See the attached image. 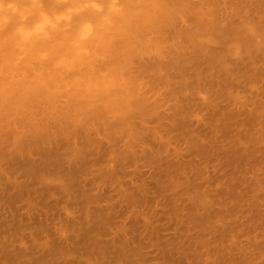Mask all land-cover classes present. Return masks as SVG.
<instances>
[{
  "label": "bare ground",
  "instance_id": "bare-ground-1",
  "mask_svg": "<svg viewBox=\"0 0 264 264\" xmlns=\"http://www.w3.org/2000/svg\"><path fill=\"white\" fill-rule=\"evenodd\" d=\"M259 1V0H258ZM264 1V0H263ZM214 2V0H199V3H193V5L192 6H190V7H188V8H186L183 12H182V14L184 15L185 13H186V11H187V13H190V14H192V17L194 16L195 18H197L199 21L198 22H196V24H195V27H194V30L192 31V30H181L182 28H180L179 30H177L176 28H177V26H176V24L174 23V24H172V21H173V19H171V18H166V19H163V20H161L159 23H158V25L156 26V29H155V31H156V47H157V49H158V54L157 55H153V58H154V60H146V62L144 63V64H142V65H140V66H136L135 65V73L136 74H138L140 77H141V79H142V83H141V86L135 91V93L134 94H130L129 95V97H128V99L126 100V102H125V104L121 107V108H119V109H110L107 105H104V106H99V105H97V104H94V103H81V104H79V105H75V106H72V105H61V104H49V105H45V106H42V107H39V108H37L36 110H34V111H32V112H30V113H28V114H26V115H24L22 118H19V119H13V120H7V119H0V160H2L3 161V163H0V164H4V166H2V165H0V167L3 169V172H2V169L0 168V170H1V174H4L5 173V175H1L0 174V178L1 179H3L4 177V180H5V182H4V180H3V182H4V184L5 183H7V181H11V183L12 182H14L13 180L16 178V175L18 174V176L17 177H22L21 179V181H20V179H19V181L17 180V178L15 179V181L16 182H18L17 183V189H16V191H15V189L13 190L14 192H12L11 190L10 191H8L7 192V190L6 189H8V186H9V184H10V182H9V184L8 185H5V186H7L6 188L4 187H2V188H0V190L1 189H3V191L2 192H4V189L6 190V192L7 193H0V203L2 202V204L4 203V204H6V206H5V208L2 206V204H1V206H0V210H2V208H4L5 210L6 209H8L9 210V208L7 207L8 205H10V207H11V204H15L14 206H16L17 207V205H16V203L17 202H19L18 200H20L21 201V199H23L24 200V198L25 197H27V196H29V194H30V197L31 196H34L36 193H37V191H40L41 189V187H40V185L41 186H43V188L45 187V186H47L48 185V187H45L44 189H46V188H50V186H53L52 184L50 185L49 183V181L46 183L45 181V179H48L47 177L48 176H50V175H55L56 173H54L55 172V169L57 170V169H59V168H57L58 167V161H60V160H63V158L65 157V158H67V157H70V155L69 154H71V156H72V153H67V151H68V149L70 148L69 146H68V144H72L71 146H75L76 145V149H71L72 151H70V152H73V156L74 155H76V154H78L80 157L82 156V158H83V156L84 155H86L87 156V158H84V160H85V162H82V163H80L79 162V164H81V165H74V167H71L70 169H72V171L71 172H75L74 174L75 175H73V173L72 174H70V175H72V177L73 176H75L76 177V173L78 172V174L79 175H77V177L79 176H81V174H83V172H84V170H85V168H86V165H88V163H89V161L91 160V162L90 163H93V161L96 159H98V157H99V153H101V152H104V151H102L101 149H102V146H100L101 144H99V143H102L104 140L103 139H107V141H108V146H107V149H106V151L108 150V151H110L111 149H113V150H111L110 151V153L109 152H107V154H114V153H112V151L113 152H116V146L117 147H119L118 145H120V147H119V149L117 150V151H119L120 149H121V147L123 146V148L121 149L122 150V154H121V150L118 152L119 154H121L122 156L120 157L121 159H123L122 161L121 160H117V158H115V159H113L114 161L115 160H117V163H121L120 165L121 166H124L123 164H125L124 163V161L125 160H129L130 161V159H132V160H136V158L137 157H141V159L142 158H147V159H149L150 161H154V162H159L160 163V161H157V160H159V158L157 157V159H156V156H157V152H158V150H156L155 148H159V147H156V145L155 146H152V152H147L146 150H144V144L146 145V143H149L150 144V138H152V140H153V138H154V140H157L156 139V136H154L155 134H154V131L156 130V128L157 127H160L161 128V125L163 126L164 125V122H160L164 117H163V115H162V113H160V111H161V109H160V111L159 112H157V110H158V108L159 107H162V106H164L165 107V104H166V102H170V103H167L168 104V106H166V109H168L169 110V115H165L166 117H168L169 118V124H170V122H171V125L168 127V126H165V127H167V130L165 131L166 132V136H167V134L168 133H170V132H176V131H178V132H176L177 133V135L179 134V137L178 138H180V135L181 134H183V132L182 131H184V134L183 135H187V136H189L188 134H191L192 133V129L194 128V127H192V126H194L193 125V121H191V119L189 120V118L188 117H191V116H189V115H191V114H193V116H194V108H197V107H194V108H192L194 105L195 106H200V103H201V105H202V107H203V105H205V108L206 107H209V106H206V105H208L209 104V102L207 103V101L205 100L206 98H207V96H205V95H203V97H199L201 100H199V99H197L196 100V97H195V99H194V97L193 96H195V94L196 95H202L203 93H208L209 94V98H210V95H212V93H214L215 92V90H216V86H217V84H215L216 82H215V80L214 79H216V78H214V77H219V76H221L220 78V80H223V79H227V81H228V78H229V81H232V79H233V77L235 78V77H239V76H244V74H246L247 75V73H244L243 74V72H245L246 71V68H248L249 70L248 71H252L253 69H254V67H253V69H252V66H250V65H252L253 63H256V62H258V61H260V64H261V61L263 62V60H264V51H261V49L262 48H260V45H262L261 44V42H263L264 40H262L263 38H262V34H264V23H262V21H256L257 23H254V21L255 20H251V18H250V20H251V23H250V21L247 19V18H249V17H247V14L245 13V12H247V10L248 9H246V8H244L243 6H242V8L240 7H238L242 12H244L245 14H246V16H243V18L245 19V17H246V20H244L243 19V21H241L240 22V25H237V23H234V22H236V20H234V22L232 23V20H229L230 22V24H231V27H229L228 25V30H226V31H221V26H220V28L221 29H219L218 27H219V25L217 24V26L218 27H216V23H217V19L216 18H218V11H220V7H219V3H217V4H214L213 3ZM241 3H243V2H248V0H241L240 1ZM249 3V2H248ZM257 8V6L255 5V7H254V10ZM240 10H239V12H240ZM253 10V11H254ZM236 11H238V10H236ZM221 14V13H220ZM236 14H237V16H238V12H236ZM222 15V14H221ZM239 15H240V13H239ZM217 16V17H216ZM249 16V15H248ZM256 16H258V15H256ZM255 16V17H256ZM254 17V16H253ZM221 18H223V17H221ZM220 18V19H221ZM225 18V17H224ZM223 18V19H224ZM227 18V17H226ZM256 18H258V19H256ZM255 19L256 20H259V19H261L260 17H256ZM223 19H221L222 21H223ZM254 19V18H253ZM263 19H264V17H263ZM219 22H220V20H218ZM228 23V24H229ZM259 23H261V24H259ZM253 25V26H252ZM256 25V29L254 30L253 29V27ZM176 26V27H175ZM226 26V27H227ZM225 28V27H224ZM225 30V29H224ZM190 31H192V32H190ZM168 35H170V39H171V41L173 42V47H171V46H168V45H166V43H167V41L166 40H164ZM214 37L215 38H217V40H219L220 41V43H221V45H220V48L219 49H217V48H215L216 46H214V48L213 49H215V50H209V49H207V46H209V44L208 43H206L205 42V40L207 41V42H210V40H211V42H212V40L214 39ZM203 38H205L204 40H200V39H203ZM179 39H182V40H184V39H187L188 41H191L192 43H193V48L192 49H194V50H192V52H187L186 50H183L184 49V47L182 46V49L181 48H178V46H177V41L179 40ZM211 42H210V44H211ZM213 43H214V41H213ZM206 44H208L207 46H206ZM216 44V43H215ZM217 45V44H216ZM168 47V48H167ZM240 48H241V50H240ZM244 53V54H242V55H240V56H237V54L239 55V53L241 54V53ZM234 56V57H233ZM238 57V58H236V57ZM164 57V59L162 60V58ZM233 57V58H232ZM149 58H152V57H149ZM166 58V59H165ZM139 63V61L136 63V64H138ZM190 67H192V71L190 72V71H188L189 69H190ZM243 67H244V69H243ZM246 67V68H245ZM251 67V68H250ZM257 67H258V65H257ZM256 67V68H257ZM263 68V67H262ZM261 67L259 68L260 70L262 69ZM242 69L243 70H245V71H242ZM252 69V70H251ZM257 70V69H256ZM263 70V69H262ZM257 71H259V70H257ZM257 71H255V72H257ZM261 72H263V71H261ZM260 71L258 72V74L259 73H261ZM252 73V72H251ZM251 73L249 74V75H251ZM264 73V72H263ZM216 75H218V76H216ZM248 75V76H249ZM261 75V74H260ZM263 75V74H262ZM247 76V77H248ZM253 76V75H252ZM224 77V78H223ZM230 77H232V79H230ZM251 77V76H250ZM219 79V78H218ZM219 80V81H220ZM219 81H217L218 82V85L220 86V83H219ZM225 82V81H224ZM233 82L234 81H232V85H233ZM235 83V82H234ZM238 83V82H237ZM237 83L235 84V85H237ZM241 83V82H240ZM239 83V84H240ZM226 84V83H225ZM228 84H229V82H228ZM223 85V84H222ZM222 85H221V87H222ZM226 86H227V84H226ZM231 86V85H230ZM224 87V86H223ZM228 87V86H227ZM217 88H219V87H217ZM225 88V87H224ZM230 88V87H229ZM223 89V88H222ZM219 90H221V89H219ZM258 93V92H257ZM256 93V94H257ZM191 95H193L192 96V98H191ZM258 95V94H257ZM196 100V101H195ZM254 100H256V99H254ZM211 101V100H210ZM259 101V100H258ZM202 102L204 103V104H202ZM253 102V101H252ZM257 102V101H256ZM255 102V103H256ZM195 103H199V104H195ZM194 104V105H193ZM252 104H254V102L252 103ZM243 105V104H242ZM245 105H246V103H245ZM228 106V105H227ZM256 106V105H255ZM204 108V107H203ZM213 108V107H212ZM228 108V107H227ZM191 109L194 111H191ZM198 109V108H197ZM200 109V108H199ZM198 109V110H199ZM253 109V108H252ZM256 109V108H255ZM163 110V109H162ZM168 110H166L165 112H167ZM196 110V109H195ZM215 110V109H214ZM228 110H230V109H228ZM259 110V109H258ZM136 111H138V112H136ZM193 112V113H191V112ZM202 111V110H201ZM205 111V110H204ZM213 111V110H212ZM211 111V112H212ZM250 111V110H249ZM164 112V113H165ZM190 112V113H189ZM227 112V111H226ZM252 112V111H251ZM257 112V111H256ZM260 112V111H259ZM203 113V112H202ZM214 112H212L211 114H213ZM224 113V112H223ZM232 113H234V112H231L229 115H233ZM154 115L155 117H154V121H156V125L155 126H153L152 128H150V127H148V126H145V124H144V122H148V120H147V118L145 119V121H144V116H148V115ZM167 114V113H166ZM236 114H238V112L236 113ZM253 114V113H252ZM142 115V116H141ZM206 115V114H205ZM226 115H228L227 113L225 114V116ZM188 116V117H187ZM213 116V115H212ZM224 116V117H225ZM251 116V115H250ZM253 116V115H252ZM256 116V115H255ZM254 116V117H255ZM135 117L136 118H138L139 120H137V121H135L136 119H135ZM165 117V118H166ZM222 117V116H221ZM227 117L228 116H226V119H227ZM245 117H247V116H245ZM204 118V117H203ZM211 117H210V115H209V117H208V120H211L210 119ZM214 118H215V116H214ZM217 118V117H216ZM229 118H231L230 116H229ZM234 118V117H233ZM233 118H231V120L233 119ZM135 119V120H134ZM151 119V117L149 118V120ZM153 119V118H152ZM152 119H151V121H152ZM202 119V118H201ZM59 120V121H58ZM166 120V119H165ZM168 120V119H167ZM239 120V119H238ZM63 121V124L61 123L60 124V122H62ZM144 121V122H143ZM246 121V120H245ZM64 122H65V124H64ZM68 123V125H72V123H74L73 124V126H71V128H69V127H67L68 125H66L67 123ZM166 122V121H165ZM168 122V121H167ZM166 122V123H167ZM195 122V121H194ZM209 122H211L212 123V120L211 121H209ZM215 122H216V120H215ZM241 122V121H240ZM239 122V123H240ZM248 122V121H247ZM75 123H76V125H75ZM150 123V122H149ZM149 123H148V125H149ZM161 123V124H160ZM198 123V122H197ZM203 123H205V122H203ZM207 123V122H206ZM238 123V124H239ZM78 124V125H77ZM195 124V123H194ZM210 124V123H209ZM226 124V123H225ZM238 124H237V127H238ZM243 124V123H242ZM247 123H245V125H246ZM64 125V126H63ZM66 125V126H65ZM144 125V126H143ZM166 125H168V123L166 124ZM196 125H198V124H196ZM195 125V126H196ZM213 125V124H212ZM221 125V124H220ZM227 126H228V124H226ZM233 125V124H232ZM75 126V127H74ZM79 128V130H78V128ZM150 126V125H149ZM222 126V125H221ZM241 126V125H240ZM243 126H244V124H243ZM51 127V128H50ZM165 127H162V128H164L165 129ZM197 127V126H196ZM217 128H218V124H217V126H216ZM220 127V126H219ZM224 127H225V125H224ZM230 127V126H229ZM233 127V126H232ZM50 128V129H49ZM72 128H74L75 130L73 131L72 130ZM93 128H96V130L98 131L99 129L101 130H99L98 131V134H97V132H96V134H97V136H96V138L98 139L99 138V136L101 135V133H103L105 136H106V138H103L102 140H100L101 138H99L98 140L95 138V142H97V141H99V142H97V144H99V147H101V149L98 147V146H95L96 147V149H97V147L101 150V151H95L94 153L95 154H98L97 155V157L95 158V156L96 155H92V152H91V149H90V146L92 145V140H91V138H90V136H92V134L90 135L89 133L91 132L90 130L92 129L93 130ZM99 128V129H98ZM203 128H205V127H203ZM207 128V127H206ZM211 128V127H210ZM228 128V127H227ZM52 129V130H51ZM212 129V128H211ZM219 129V128H218ZM225 129H226V127H225ZM238 129H240V128H238ZM77 130L78 131H80V132H77ZM89 130V131H88ZM188 130V131H187ZM193 131L195 132V130L193 129ZM206 131V130H205ZM214 131V130H213ZM238 131V130H237ZM245 131V130H244ZM99 132H101V133H99ZM189 132V133H188ZM191 132V133H190ZM208 132V131H207ZM207 132L205 133V134H207ZM211 132V131H210ZM215 132H216V129H215ZM214 132V133H215ZM221 132H222V130H221ZM226 132V131H225ZM79 135H77V134ZM92 133V132H91ZM164 133V132H163ZM212 133V132H211ZM217 133V132H216ZM219 133V132H218ZM217 133V134H218ZM223 133V132H222ZM102 134V135H103ZM197 134V133H196ZM209 134V133H208ZM217 134H216V136H217ZM245 134V133H244ZM99 135V136H98ZM236 135V134H235ZM246 135V134H245ZM80 137V138H78V137ZM158 136V135H157ZM196 136V135H195ZM216 136H214V137H216ZM222 136V135H221ZM76 137H77V139H76ZM186 137V136H185ZM190 137V136H189ZM188 137V138H189ZM206 137V136H205ZM209 137V136H208ZM207 137V138H208ZM212 137V136H211ZM243 137V136H242ZM245 138H247L248 139V137H246V136H244ZM171 138V137H170ZM192 138V137H191ZM221 138H223V137H221ZM63 139V140H62ZM67 141H66V140ZM82 141H81V140ZM160 139V138H159ZM187 139V138H186ZM193 140H194V137L192 138ZM196 139H198V138H196ZM209 139V138H208ZM207 139V140H208ZM216 139H217V137H216ZM228 139V138H227ZM236 139V138H235ZM238 139V138H237ZM251 139V136H250V138H249V140ZM59 140L61 141V142H64V144L65 145H62V146H65V148H67L66 146H68L69 148L66 150L64 147H62L60 144L58 145L57 143H59ZM75 140V141H74ZM76 140L78 141V142H76ZM170 140V139H169ZM183 140V139H182ZM189 140V139H188ZM192 140V141H193ZM210 140V139H209ZM213 140V139H212ZM219 140V139H218ZM230 140V139H229ZM252 140V139H251ZM65 141H66V143H65ZM107 141H105V142H107ZM178 141H179V139H178ZM184 141V140H183ZM190 141H191V139H190ZM189 141V142H190ZM199 141V140H198ZM215 141V140H214ZM238 141V140H237ZM69 142V143H68ZM75 143V145H73L74 143ZM79 142H82L81 144H79ZM171 142L173 143V141L171 140ZM196 141H193V143H195ZM216 142V141H215ZM219 142V141H218ZM225 142V141H224ZM243 142V141H242ZM246 142V141H245ZM244 142V143H245ZM250 142V141H249ZM252 142V141H251ZM76 143H78V145H81V147H78V145L76 144ZM151 143H154V141L153 142H151ZM157 143V142H156ZM158 143H160V142H158ZM188 143V142H187ZM192 143V144H193ZM199 143V142H198ZM205 143V142H204ZM228 143H230V142H228ZM248 143V142H247ZM103 144V143H102ZM166 144V143H165ZM168 144V143H167ZM177 144V143H176ZM180 144H181V142H180ZM186 144V143H185ZM207 145H209L208 143H206ZM214 144V143H213ZM212 144V145H213ZM219 144V143H218ZM222 144V143H221ZM252 144V143H251ZM104 145V144H103ZM106 145H107V143H106ZM122 145V146H121ZM188 145V144H187ZM196 145V144H195ZM203 145V144H202ZM201 145V146H202ZM211 145V144H210ZM230 145V144H229ZM105 146V145H104ZM114 146H115V148H114ZM150 146V145H149ZM166 146V145H165ZM176 146V145H175ZM184 146V145H183ZM203 146H205L203 149L204 150H206V145H203ZM248 146H249V144H248ZM251 146V145H250ZM7 147V148H6ZM9 147V148H8ZM78 147V148H77ZM112 147V148H111ZM146 147V146H145ZM195 147V146H194ZM262 147V146H261ZM261 147H260V149H261ZM52 148V149H51ZM56 148H58V150H60L59 152H61V156H62V158L59 160V154L60 153H58V151H57V149ZM60 148V149H59ZM62 148H64V150L66 151H64ZM80 148V149H79ZM137 148V149H136ZM141 148V149H140ZM148 148H150V147H148ZM161 148V147H160ZM159 148V149H160ZM196 148V147H195ZM210 148V147H209ZM216 148V147H215ZM215 148H214V150H215ZM236 148V147H235ZM234 148V151L236 150V152H239L240 153V151L242 150V148L241 149H238V151H237V149H235ZM247 148V149H246ZM246 148H243L244 150H243V152H245L246 150L248 151V152H250V150H248V147L246 146ZM250 148V147H249ZM258 148V147H257ZM105 149V148H104ZM110 149V150H109ZM136 149V150H135ZM146 149V148H145ZM170 149V148H169ZM175 149V148H174ZM177 149V148H176ZM259 149V150H260ZM153 150H155V151H153ZM162 150V149H161ZM167 150V149H166ZM178 150V149H177ZM176 150V151H177ZM192 150V149H191ZM190 150V151H191ZM195 150V149H194ZM200 150V149H199ZM203 150V152L205 153L206 151H204ZM207 150H210V149H208L207 148ZM216 150H219V149H216ZM240 150V151H239ZM256 150V149H255ZM255 150H253V151H255ZM258 150V151H259ZM64 151V152H63ZM157 151V152H156ZM180 151V150H179ZM201 151H202V149H201ZM223 151V150H222ZM222 151H220V152H222ZM229 150H228V148H227V152H228ZM246 151V152H247ZM261 151V150H260ZM264 151V150H263ZM65 153V155L63 154V153ZM69 152V151H68ZM154 152H156V153H154ZM173 152V151H172ZM196 152V151H195ZM195 152H193V153H195ZM211 152H215V151H211ZM211 152H210V154H211ZM223 152H225V151H223ZM242 152V151H241ZM257 152V151H256ZM262 152V151H261ZM260 152V153H261ZM180 153H181V151H180ZM190 153H192V152H190ZM190 153L189 154H186V156H188V155H190ZM203 153V154H204ZM207 153H209V151L207 152ZM217 153V152H216ZM239 153H238V155H239ZM251 154V156H252V152H250ZM255 153V152H254ZM264 153V152H263ZM68 154V155H67ZM107 154H105V155H107ZM167 154V153H166ZM174 154V153H173ZM184 154V153H183ZM202 154V153H201ZM206 154V153H205ZM204 154V155H205ZM209 154V155H210ZM215 154V153H214ZM214 154H212V155H214ZM220 154V153H219ZM219 154H216V155H219ZM222 154V153H221ZM231 154V153H230ZM235 153H233V155H234ZM237 154V153H236ZM249 154V153H248ZM256 154V153H255ZM35 155L36 156H38V157H35ZM63 155H64V157H63ZM114 155H116V154H114ZM155 155V156H154ZM163 155H164V153H163ZM162 155V156H163ZM178 155V154H177ZM177 155L175 156V157H177ZM198 155V154H197ZM208 155V154H207ZM206 155V156H207ZM223 155V154H222ZM222 155H220V156H222ZM237 155V156H238ZM243 155H245V156H243ZM243 155H242V153L240 154V156H241V158H239L240 156H238V158L242 161V158H246L247 159V156H246V154H244L243 153ZM249 155V156H250ZM261 156L263 155V154H260ZM33 156L37 159V158H39V160H38V162H37V160H35V158L33 159ZM77 156V155H76ZM76 156H74V157H71V158H74V159H76ZM86 156H84V157H86ZM94 157L93 159L91 158L90 159V157ZM161 156V155H160ZM161 156V157H162ZM184 156H185V154H184ZM192 156V155H191ZM203 155H201V157H202ZM219 156V157H220ZM228 157H229V155H227ZM236 156V157H237ZM109 157V156H108ZM114 157V156H113ZM155 157V158H154ZM200 157V158H201ZM210 157H211V159H213L214 160V158H216L215 157V155H214V158H212V156L210 155ZM227 157V158H228ZM256 157H258V156H256ZM41 158V159H40ZM65 158H64V162L63 163H65L66 162V160H65ZM79 158V157H78ZM77 158V160L79 161V159ZM81 158V159H82ZM88 158L90 159V160H88ZM130 158V159H129ZM167 158H168V156H167ZM180 158V157H179ZM178 158V159H179ZM203 158V157H202ZM204 158H205V156H204ZM203 158V159H204ZM208 158V157H207ZM222 158L223 157H221V160L220 161H222ZM237 158V159H238ZM244 158V159H245ZM251 158V157H250ZM264 158V157H263ZM262 158V159H263ZM70 159V158H69ZM125 159V160H124ZM138 159V158H137ZM162 159V158H161ZM173 159V158H172ZM188 159V158H187ZM218 159H220V158H218ZM238 159V160H239ZM257 159V158H256ZM73 160V159H72ZM76 160V161H77ZM87 160V161H86ZM95 160V162L98 164V162H99V159H98V161H96ZM107 160V162H109L110 160L111 161H113L112 159H110V160H108V159H106ZM128 160H127V162H126V164H128L129 162H128ZM131 160V161H132ZM149 160H147V161H149ZM163 160V159H162ZM182 160V159H181ZM200 160V159H199ZM205 160H209V159H206L205 158ZM224 160V159H223ZM228 161H229V158L227 159ZM259 160V159H258ZM264 160V159H263ZM81 161V160H80ZM130 161V162H131ZM144 161H145V163H146V159H144ZM149 161V162H150ZM165 161V160H164ZM164 161H162V162H164ZM176 161V160H175ZM204 161V160H203ZM210 161V160H209ZM219 161V162H220ZM236 161V160H235ZM248 161H249V159H248ZM252 161H253V159H252ZM255 161V160H254ZM253 161V162H254ZM88 162V163H87ZM102 162V161H101ZM123 162V163H122ZM134 161H132V163H133ZM136 162H138V161H136ZM140 162V161H139ZM152 162H151V164H152ZM153 162V163H154ZM167 162H169L168 160H167ZM183 162H185V161H183ZM189 162H190V159H189ZM206 162V161H205ZM214 162H216V161H214ZM234 161H231L230 160V163H233ZM240 162V161H239ZM252 162V163H253ZM62 162H61V165L63 164ZM72 163V162H71ZM76 163H78V162H76ZM104 163V162H103ZM148 163V162H147ZM170 163H171V161H170ZM188 163V162H187ZM200 163V162H199ZM222 163V162H221ZM223 163H225L224 161H223ZM222 163V164H223ZM246 163L248 164V162L246 161ZM257 163H258V161H257ZM256 163V164H257ZM74 164H75V162H74ZM125 164V165H126ZM135 164V163H134ZM138 164V163H137ZM143 164V163H142ZM174 164V162H172L171 164H169L170 165V167H171V165H173ZM175 164H177V163H175ZM250 164V163H249ZM60 165V164H59ZM65 167L67 166V167H69L68 166V164L67 165H65V164H63ZM63 165L61 166L62 168H63ZM70 166H72L73 164H69ZM90 165V164H89ZM88 165V166H89ZM92 165V164H91ZM90 165V166H91ZM104 165V164H103ZM112 166H113V164H111ZM120 165H118V167H121ZM144 165V164H143ZM166 165H167V163H166ZM168 165V166H169ZM183 165V164H182ZM196 165V164H195ZM207 165L208 164H206V166L205 167H207ZM218 165V164H217ZM224 165L225 164H223V167H224ZM231 165H232V168H233V165H235V164H230L229 166V168H230V171L231 172H229V173H231L232 174V168H231ZM238 164H236V167L238 168L237 170H239V167L240 166H242V165H240V166H237ZM253 165V167L255 166L254 165V163L252 164ZM258 165H260V164H258ZM264 165V164H263ZM6 166V167H5ZM81 166H84V167H82L81 168ZM97 166V165H96ZM101 166V165H100ZM107 166V165H106ZM117 166V165H116ZM129 166V165H128ZM137 166V165H136ZM176 166H178V164L176 165ZM176 166L174 167V165L170 168H164V166L162 165V166H160L163 170L161 171V172H167L168 174H169V172H171V171H173V170H175L174 168H176ZM204 166V165H203ZM220 166V165H219ZM228 166V165H227ZM226 166V167H227ZM246 166V165H245ZM247 166H249V165H247ZM60 167V166H59ZM66 167V170H64V168H63V170L65 171V172H67V168ZM105 167V166H104ZM107 167H111L110 166V164L107 166ZM139 167V166H138ZM150 167H152V166H150ZM158 167V166H157ZM180 167H181V162H180ZM185 167V166H184ZM183 167V168H184ZM187 167H188V165H187ZM191 167V166H190ZM214 167V166H213ZM222 167V168H223ZM226 167H224V169L226 168ZM235 167V166H234ZM235 167V168H236ZM252 167V168H253ZM258 166H256V168H257ZM4 168L6 169V171H4ZM73 168H74V170H73ZM92 168V167H91ZM113 169H115L114 167H112ZM111 168V169H112ZM125 168V167H124ZM123 168V169H124ZM127 168V167H126ZM178 168V167H177ZM186 168V167H185ZM189 168V167H188ZM217 168V167H216ZM243 168V167H242ZM248 168V167H247ZM252 168H251V170H252ZM61 169V168H60ZM117 169V168H116ZM129 169V168H128ZM139 169V168H138ZM165 169L167 170V169H169V171H165ZM178 169H180V168H178ZM194 169V168H193ZM197 169H199V167L197 168ZM204 169H206V168H204ZM212 169H214V168H212ZM224 169H222V172H223V174L226 172V170L224 171ZM244 169V168H243ZM86 170H87V168H86ZM105 170H107V169H105ZM104 170V171H105ZM110 170V169H109ZM121 170V169H120ZM125 170V169H124ZM127 170V169H126ZM152 170V169H151ZM236 170V169H235ZM236 170V171H237ZM250 170V171H251ZM262 170V169H261ZM263 170H264V168H263ZM57 171H59V170H57ZM62 171V170H61ZM82 171V173L80 174V172ZM88 171H90V170H88ZM111 171H113V170H111ZM135 171V170H134ZM137 171V170H136ZM176 171L177 170H175V171H173V172H175V176H173L174 175V173H173V177L171 176V175H168V174H165L164 176H166V177H171V180H172V178H174L173 179V181L175 180V177L177 176V174L179 173V172H177L176 173ZM191 171V170H190ZM195 171V170H194ZM199 171V170H198ZM202 171V169H200V171H199V174L200 173H202L203 174V171ZM206 171V170H205ZM219 171V170H218ZM220 171H221V168H220ZM227 171H229L228 170V167H227ZM235 171V172H236ZM20 173V175H19V173ZM64 172V173H65ZM94 172V171H93ZM106 172V171H105ZM127 172V171H126ZM145 172V171H144ZM151 172V171H150ZM155 172V171H154ZM159 172V171H158ZM183 172H185V171H183ZM188 172H189V170H188ZM234 172V171H233ZM243 172L244 171H242L241 173V175L243 176ZM249 171L247 170V172L246 173H248ZM7 173V174H6ZM63 173V172H62ZM68 173H70V171L68 172ZM92 173V172H91ZM172 173V172H171ZM192 173H194V172H192ZM198 172H197V170H196V174H197ZM219 173V172H218ZM237 174H238V172H236ZM258 173V172H257ZM60 174V173H59ZM67 174V173H66ZM98 174V173H97ZM122 174V173H121ZM131 174V173H130ZM130 174L128 175V176H130ZM140 174H141V172H140ZM152 174H154V173H152ZM156 174V173H155ZM155 174H154V176H155ZM182 174V173H181ZM190 174V173H189ZM215 174V173H214ZM217 174V173H216ZM235 174V173H234ZM13 178H10V176ZM15 175V176H14ZM47 175V176H46ZM85 175V174H84ZM102 175H104L103 173H102ZM109 175V174H108ZM117 175V174H116ZM119 175V174H118ZM127 175H124V176H127ZM132 175V174H131ZM135 175H136V173H135ZM143 175V174H142ZM141 175V180H143L144 181V179H143V176ZM157 175H158V180L157 181H163V175H160V173L158 174L157 173ZM168 175V176H167ZM225 175V174H224ZM227 175H229V174H227ZM9 177L10 179H6L7 177ZM15 178H14V177ZM69 176V175H68ZM93 176V175H92ZM95 176V175H94ZM97 176H99V175H97ZM137 176V175H136ZM138 176H140L139 174H138ZM148 176V175H147ZM150 176H151V173H150ZM160 176H162L161 178V180H160ZM187 177V179H189V178H194L193 176H194V174H192V176L191 175H186ZM191 176V177H190ZM200 176H201V174L199 175V177L198 178H200ZM209 176V175H208ZM214 176V175H213ZM219 176V175H218ZM221 176H222V174L219 176V178H220V180H221ZM226 176V175H225ZM224 176V177H225ZM233 176V175H232ZM238 177L240 176V174L239 175H237ZM242 176H241V178H242ZM24 177H25V179H24ZM63 177V176H62ZM69 177H71V176H69ZM74 177V178H75ZM76 177V178H77ZM103 177H105V176H103ZM120 177V176H119ZM135 177V176H134ZM166 177H164L165 179H166ZM168 177V178H169ZM202 177V176H201ZM211 177V176H210ZM223 177V176H222ZM227 177V176H226ZM231 177V176H230ZM235 177V176H234ZM237 177V180L238 179H240V178H238ZM53 178H54V176H53ZM76 178H75V181H74V183L77 181V183H79V181L78 180H76ZM82 178V177H81ZM80 178V179H81ZM88 178V177H87ZM107 178V177H106ZM109 178V177H108ZM112 177H110V179H111ZM114 178V177H113ZM125 178V177H124ZM129 177H127V180H129L128 179ZM149 178V177H148ZM151 178H153V177H151ZM150 178V179H151ZM156 178H157V176H156ZM177 178H181L180 180L179 179H177ZM186 178H184V179H182V177H181V175H180V177L178 176V177H176V182L178 183L179 182V184L180 183H182L184 180H186V181H189V180H187ZM190 179V181L191 180H193V179ZM198 178L196 177V179L195 180H198ZM213 178V177H212ZM215 178H216V176H215ZM1 179H0V181H1ZM28 179V180H27ZM52 179V178H51ZM67 179V178H66ZM71 179V178H70ZM79 179V178H78ZM79 179V180H80ZM117 180H119L118 178H116ZM145 179H146V176H145ZM217 179V178H216ZM223 179V178H222ZM225 179V178H224ZM230 179V178H229ZM245 179V178H244ZM252 179V178H251ZM7 180V181H6ZM42 180H45L44 182L42 181ZM50 180V179H49ZM99 180H100V177H99ZM101 180H103V179H101ZM114 180V179H113ZM116 180V181H117ZM131 180V179H130ZM134 180H136V178L134 179ZM140 180V179H139ZM155 180V179H154ZM169 180V179H168ZM179 180V181H178ZM183 180V181H182ZM201 180H202V178H201ZM218 180V179H217ZM231 180V179H230ZM232 180H233V178H232ZM231 180V181H232ZM236 180V181H237ZM241 180V181H240ZM239 180V182H243V180L242 179H240ZM249 180V179H248ZM83 180H81L80 182H82ZM85 181V180H84ZM91 181V180H90ZM89 181V182H90ZM94 181H96V179H94V180H92V182L91 183H93ZM97 181H98V179H97ZM115 181V180H114ZM125 181V180H124ZM162 181H161V183H162ZM166 181V184L168 185V183H167V180H165ZM165 181L163 182V183H165ZM181 181V182H180ZM212 181V180H211ZM219 181V180H218ZM230 181V182H231ZM235 181V180H234ZM234 181H232V186H233V182ZM236 181H235V183H236ZM249 181H251V180H249ZM249 181H248V183H249ZM2 182V181H1ZM2 182V183H3ZM35 183V184H33V185H35V186H33L32 185V183ZM38 182H41V184L40 183H38ZM52 182V181H51ZM54 182V181H53ZM52 182V183H53ZM70 182H73V180H71ZM69 182V183H70ZM102 182V181H101ZM105 182V181H104ZM107 182V181H106ZM119 182H120V180H119ZM118 182V183H119ZM122 182V181H121ZM140 182V181H139ZM168 182H170V180L168 181ZM172 182V181H171ZM194 182V181H193ZM196 182V181H195ZM197 182H199V181H197ZM229 182V181H228ZM228 182H227V185H229L228 184ZM239 182H237L236 184L238 185V183ZM1 183V184H2ZM31 183V184H30ZM38 183V184H37ZM44 183H46L45 184V186H44ZM87 182L85 181V183L84 184H86ZM95 184L94 185H96V183L97 182H94ZM100 183V182H99ZM98 183V184H99ZM131 183H132V180H131ZM130 183V184H131ZM135 183V182H134ZM138 183V182H137ZM146 183V182H145ZM161 183H159V185L161 184ZM185 183V182H184ZM199 183H201V185L204 183H202V181L201 182H199ZM12 184H15V182L14 183H12ZM30 184V185H29ZM40 184V185H39ZM53 184H55V182L53 183ZM66 184V183H65ZM64 184V185H65ZM71 184V183H70ZM88 184V183H87ZM102 183H100L99 185H101ZM104 184V183H103ZM102 184V185H103ZM121 184V183H120ZM126 184V183H125ZM129 184V185H130ZM140 184H142V183H139V184H136V185H140ZM173 184V186L174 185H176V183L174 184L173 182L170 184V185H172ZM178 184V185H179ZM187 184H189V182L187 183ZM187 184H184V185H187ZM193 184V183H192ZM208 184V183H207ZM218 184H219V182H218ZM235 184V185H236ZM240 184V183H239ZM11 185V184H10ZM32 185V186H31ZM55 185H57V184H55ZM72 186L73 185H76V183L75 184H71ZM70 185V186H71ZM81 185V184H80ZM79 185V186H80ZM90 185V184H89ZM93 185V186H94ZM105 185H107L106 183H105ZM112 185H114V183L112 184ZM111 185V186H112ZM117 185V184H116ZM143 185V184H142ZM144 185H148L147 183L146 184H144ZM170 185H168V186H170ZM190 185V184H189ZM189 185H187V186H189ZM196 185V187L198 186L197 185V183L195 184H193V186H192V188L194 187ZM200 185V186H201ZM204 185V184H203ZM234 185V186H235ZM14 186V185H13ZM16 186V185H15ZM14 186V187H15ZM27 186H31V189L32 188H35L36 186L38 187L39 186V189H33V190H31V189H29V187H27ZM67 186V185H66ZM69 185H68V187H70ZM77 186V188H79V186L78 185H76ZM76 186H75V188H76ZM86 186V185H85ZM93 186H91V187H93ZM110 186V187H111ZM119 186V188H120V186H122V185H118ZM118 186H116V187H118ZM164 186H166L165 184H164ZM163 186V187H164ZM172 186V187H173ZM179 186H181V185H179ZM187 186H184V191L185 192H189L190 190L193 192V190L190 188H187ZM200 186H198V187H200ZM233 186V187H234ZM10 187V186H9ZM13 187V188H14ZM82 187L84 188V185L82 184V186H81V188L80 189H82ZM95 187V186H94ZM125 187H126V190H127V187L128 186H126L125 185ZM131 187H133L132 185H131ZM139 187V186H138ZM138 187H136V189L138 188ZM141 187V186H140ZM145 187H147V186H144L143 188H145ZM220 187V186H219ZM223 187V186H222ZM231 187V186H230ZM242 187H243V185H242ZM26 188H28V191L29 190H31V191H29V192H27L28 193V195L26 196L25 194H26V192H24L25 191V189ZM51 188H55V187H51ZM51 188L50 189H48L49 190V192H51L52 190H51ZM57 188V187H56ZM55 188V189H56ZM60 188V187H59ZM65 188V187H64ZM67 188V187H66ZM72 188V187H71ZM74 188V189H75ZM88 188V187H87ZM97 188V187H96ZM99 188V187H98ZM102 188H103V186H102ZM107 188V187H106ZM123 188V187H122ZM162 188V187H161ZM167 188V187H166ZM170 188H171V186H170ZM175 188H176V186H175ZM178 188V187H177ZM203 188V187H202ZM208 188V187H207ZM227 188V187H226ZM232 188V187H231ZM236 189L235 190H237V187H235ZM240 188H241V186H240ZM10 189H12V186L10 187ZM44 189H42L41 190V192L44 194V192H43V190ZM55 189L53 190V191H55ZM68 189V188H67ZM79 189V190H80ZM90 189H92V188H89V189H87L88 191H87V193L85 192L86 190H85V188H84V192H80V193H82V196H81V194H80V196H81V198H83L84 199V196L86 197V198H89L90 197V203L92 202V203H96V202H100V199H101V201H102V198L103 197H100L99 198V195H102V193L103 194H105L103 191L105 190H103L102 191V193L101 194H98V193H96V191H94V189H93V191L96 193V194H92V195H90L91 193H93V192H91L90 191ZM116 189V188H115ZM114 189V190H115ZM118 189V188H117ZM136 189H133V190H136ZM139 189V188H138ZM141 189V188H140ZM148 189V188H147ZM169 189V188H168ZM167 189V191H169V190H171V189H169L168 190ZM216 189V188H215ZM219 189V188H218ZM27 190V189H26ZM36 191V193L34 194L33 193V191ZM51 190V191H50ZM58 190V189H57ZM66 190V189H65ZM78 190V189H77ZM102 190V189H101ZM107 190V189H106ZM111 190H113V189H111ZM119 190V189H118ZM123 190V189H122ZM129 190H130V188H129ZM132 190V189H131ZM145 190H146V188H145ZM160 190V189H159ZM162 190V191H161ZM160 190V193L159 192H157V193H159L158 195L159 196H161L160 197V199L162 198V200H163V197L166 195L167 196V194L168 193H166V194H164L163 193V190L165 191V188H163V189H161ZM177 190V189H176ZM179 190V189H178ZM178 190L176 191V192H178ZM189 190V191H188ZM204 190V189H203ZM229 190V189H228ZM227 190V191H228ZM244 190V189H243ZM248 190V189H247ZM45 191V190H44ZM70 192H73L72 191V189L71 190H69ZM81 191V190H80ZM90 191V192H89ZM107 191H109V190H107ZM106 191V192H107ZM172 191V190H171ZM175 191V190H174ZM173 191V192H174ZM191 191H190V193H191ZM195 191H196V189H195ZM206 191H207V189H206ZM219 191V190H218ZM232 191H233V189H232ZM241 191V190H240ZM10 192V193H9ZM67 192V191H66ZM88 192H89V194H88ZM99 192H100V189H99ZM124 192L125 191H123V194L122 195H124ZM132 193V197H134L133 195H136V196H138L139 195V193L137 194V192H135V191H131ZM138 192H143L142 190L140 191H138ZM145 193H146V191H144ZM162 192V193H161ZM170 192V191H169ZM181 192V191H180ZM180 192H178V194H176L175 192V194L178 196H180ZM185 192H183V190H182V192H181V196L183 195V194H185ZM198 192V191H197ZM33 193V194H32ZM47 193H48V191H47ZM54 192H52V194H53ZM65 193V192H64ZM74 193V192H73ZM73 193H72V195H73ZM84 193V194H83ZM111 193V192H110ZM129 193H130V191H129ZM134 193V194H133ZM172 193V192H171ZM174 193H173V195H171L170 193H169V195L167 196V198H166V196L164 197V198H166V199H164L163 201H162V204L163 203H166V205L164 204V206H166V207H168V205L169 206H171L172 205V201H170L171 202V204H170V202H169V199H168V197L171 199V200H173V198H175V197H177V196H175L174 195ZM189 193V194H190ZM208 193H210V192H208ZM225 193V192H224ZM228 193V192H227ZM235 193V192H234ZM245 193V192H244ZM246 193H247V191H246ZM38 194V196H39V192L37 193ZM36 194V195H37ZM41 195V196H39V199L42 197V196H45V195ZM46 194V193H45ZM71 194V193H70ZM75 194H78V193H75ZM86 194V195H85ZM113 194V193H112ZM130 194V195H131ZM160 194H162V195H160ZM188 194V195H189ZM200 194V193H199ZM205 193H203V195H204ZM221 194V193H220ZM231 194H233V192H231ZM23 195H25V197H23ZM50 194L48 193V195H46V196H49ZM67 195V194H66ZM118 195H120V192H118ZM118 195H117V197H118ZM121 195V196H122ZM125 195L127 196V194L125 193ZM124 195V196H125ZM130 195H128L127 197L125 196H123L124 198H130L129 196ZM141 195V194H140ZM138 196L139 198H141V196ZM142 195L144 196V193H142ZM157 195V194H156ZM156 195H155V197H152V198H156ZM164 195V196H163ZM185 195H187V194H185ZM187 195V196H188ZM202 195V194H201ZM209 195V194H208ZM215 195H218L219 196V194H215ZM242 195V194H241ZM247 195V194H246ZM38 196H36V197H38ZM55 196H56V194H55ZM63 196H64V194H63ZM71 196V195H70ZM78 196V195H77ZM110 196V195H109ZM146 196V195H145ZM163 196V197H162ZM175 196V197H174ZM178 196V197H179ZM190 196V195H189ZM195 196V195H194ZM198 196V195H197ZM200 196V195H199ZM220 196H223V193L220 195ZM227 196V195H226ZM226 196H223V197H225V200H226ZM238 196H239V194H238ZM58 197V196H57ZM79 197V196H78ZM132 197H131V199H132ZM137 197V198H138ZM201 197V196H200ZM200 197H198V198H200ZM204 197V196H203ZM207 197V196H206ZM205 197V198H206ZM214 197V196H213ZM212 197V198H213ZM217 197V196H216ZM244 197V196H243ZM28 198V197H27ZM62 198V197H61ZM76 198V197H75ZM98 198H99V200H98ZM110 198V197H109ZM115 198H116V196H115ZM134 198H136V197H134ZM143 198V197H142ZM141 198V199H142ZM146 198H148L147 196H146ZM146 198H144V199H146ZM150 198V197H149ZM182 198V197H181ZM220 198V197H219ZM222 198V197H221ZM228 198V197H227ZM230 198V197H229ZM232 198H234V196L232 197ZM242 198V197H241ZM69 199H70V197H69ZM74 199V198H73ZM94 199V200H93ZM95 199H97V200H95ZM104 199V198H103ZM111 199V198H110ZM118 199V198H117ZM121 199H123L122 197H121ZM141 199L140 200H138L137 202H138V204L135 202V200L136 199H133V201H134V203L136 204V205H138L139 207L137 208V206L135 205H133V201H132V204H130L131 203V201H128L127 203H124L125 201H123L122 200V202L124 203V204H130V205H128V206H130V208L129 209H133V207H134V209H138V210H140L141 211V214L144 212V214H146L148 211L146 210L147 209V207H151V209H154V208H161L162 209V207H163V205L162 206H158V200H156L155 201V199H154V204L156 205H147V206H145L146 207V209L144 208V207H142L141 205H139V201H141ZM157 199H158V197H157ZM178 200L179 198H175L174 200ZM186 199H190V197H186ZM196 199V198H195ZM204 199V198H203ZM224 199V198H223ZM236 199H237V197H236ZM238 199H240V197L238 198ZM29 200V199H28ZM27 200V201H28ZM36 200H38V198L36 199ZM35 200V201H36ZM41 200V199H40ZM42 200H44V199H42ZM78 200H80V202H82V199H78ZM104 200H106V199H104ZM119 200V199H118ZM125 200V199H124ZM130 200V199H129ZM143 200V199H142ZM150 200V199H149ZM200 200H202V197H201V199ZM199 200V202L197 203V204H200V205H202V206H200V205H197V204H195L196 203V201H195V203L193 202L194 200L192 199V207H195V208H193V211L194 210H196V212H193L192 211V207L191 206H189V204L191 205V201L189 202V204L187 203L186 204V206H187V208H189V210H190V213L188 214H186L185 215V217L184 216H181L180 215V217H184L183 219H185V218H187L188 219V215H190L189 217H190V219L188 220V221H190L192 224H191V226L189 227V223H188V221H187V223L184 221H182L183 222V224L185 223V227H187L188 226V228H189V232L191 231V229H192V231L194 232L195 231V233L198 231L199 232V234H198V232L196 233V234H198L199 236L201 235V237H202V234H203V236H205L206 235V237H207V233H205L206 231H208V233H210L209 232V230H213V228H215V226H214V221H215V225H216V221L217 220H219V218H221V216L219 217V215L222 213V211L223 210H221V213L219 214V212H218V210L220 211V209H224V208H220L219 209V207H216V208H218V210H217V212L215 211V210H213L214 211V213L216 214V215H214V216H217L216 217V219H215V217L214 216H212V212L210 213V211H209V209L211 210V208L213 209V207H215V205H214V203H213V205L211 204V206H208L209 205V203H208V205L206 204L207 203V200H209V199H207L206 200V202H205V200H203L204 201V203H202L201 201ZM217 200V199H216ZM224 200V201H225ZM17 201V202H16ZM47 201V200H46ZM65 201V200H64ZM67 201V200H66ZM76 201V200H75ZM96 201V202H95ZM151 201V200H150ZM160 201V200H159ZM183 201V200H182ZM182 201H180V202H182ZM185 201V200H184ZM182 202V204L184 205V209L186 208V206H185V202ZM187 201V200H186ZM213 201V200H212ZM239 201V200H238ZM237 201V202H238ZM16 202V203H15ZM57 202V201H56ZM72 202V201H71ZM79 202V201H78ZM87 202H89V201H87ZM117 202V201H116ZM144 203V200L143 201H141L140 203ZM148 202V201H147ZM147 202H146V204H147ZM202 204H201V203ZM208 202H210V201H208ZM221 201H219V203H220ZM223 202V201H222ZM246 202V201H245ZM28 203V202H27ZM88 204V203H86V201L84 202L83 201V204ZM102 203V202H101ZM118 203H121V202H119L118 201ZM150 203V202H149ZM160 203V202H159ZM169 203V204H168ZM174 203V202H173ZM218 203V202H217ZM236 203V202H235ZM46 204V203H45ZM62 204V202L60 203V205ZM68 204V203H67ZM85 204H84V208H85ZM168 204V205H167ZM181 203H179V204H177V206L175 205V203L173 204V205H175L176 207H178L179 209H181V207H179V205H182ZM204 204H206V206H208V208L207 209H205V207H204ZM225 203H223V205H224ZM18 205H20V204H18ZM44 205V204H43ZM42 205V206H43ZM77 205V204H76ZM89 205V208H87V210H90V208L92 209L93 208V210L92 211H96V210H98L99 211V209H100V211L99 212H101V211H104L103 209H105L103 206H102V208H100L101 207V205H99V203H96V205H98V209H95L94 208V206H96L95 204H93L94 206H92V204L90 205V204H88ZM103 205V204H102ZM172 205V206H173ZM219 205V204H218ZM232 205V204H231ZM235 205H237V204H235ZM234 205V206H235ZM239 205V204H238ZM240 205H241V203H240ZM245 205V204H244ZM243 205V206H244ZM48 206V205H47ZM56 206V205H55ZM59 206V205H58ZM75 206V205H74ZM73 206V207H74ZM108 206V205H107ZM121 206V205H120ZM127 206V207H128ZM140 206L142 207V208H140ZM158 206V207H157ZM200 206V208L198 209V207ZM220 206H222V205H220ZM7 207V208H6ZM16 207H15V209H16ZM22 207H24V204H23V206ZM21 207V208H22ZM33 207H34V205H33ZM37 207V206H36ZM40 207V206H39ZM49 207V206H48ZM79 207V206H78ZM80 207H81V209L83 210V208H82V205H80ZM79 207V208H80ZM87 207V206H86ZM124 207V206H123ZM122 207V208H123ZM127 207H125L124 209H126ZM166 207H164V210H165V208ZM174 207V206H173ZM191 207V208H190ZM202 207V208H201ZM211 207V208H210ZM223 207V206H222ZM225 207V206H224ZM239 207V206H238ZM12 208H13V205H12ZM11 208V209H12ZM26 208V207H25ZM50 208V207H49ZM55 208V207H54ZM67 208H68V206H67ZM170 207H168V209H169ZM178 208H177V210H178ZM183 208V207H182ZM234 208V207H233ZM242 208V207H241ZM10 209V210H11ZM32 209V208H31ZM41 209V208H40ZM62 209V208H61ZM63 209H65V208H63ZM71 209H73V208H71ZM76 209V208H75ZM74 209V210H75ZM78 209V208H77ZM108 209H111V207L109 208V207H107V209L106 210H108ZM123 209V210H124ZM143 209H145V210H143ZM150 209V208H149ZM174 209H176V208H174ZM200 209H205V211H206V213H202L203 211L201 210V211H199ZM228 209V208H227ZM231 209V208H230ZM236 209V208H235ZM235 209H233V210H235ZM3 211V212H5V214H6V211ZM14 210V209H13ZM20 210H23V209H20ZM44 210H45V208H44ZM46 210H47V208H46ZM66 210V209H65ZM104 211V213H103V215L105 214V212H109V214H110V210H108V211ZM115 210V209H114ZM113 210V211H114ZM137 210V211H138ZM143 210V211H142ZM155 210V209H154ZM154 210H152L153 211V213H151L152 214V217H154L155 218V212L156 211H154ZM157 210V212L159 211L158 209H156ZM167 210V209H166ZM177 210H174L175 211V213H176V216L177 217H179L178 215H177ZM186 211H184L185 213L187 212V211H189V210H187V209H185ZM225 210H226V208H225ZM16 211H17V209H16ZM31 211V210H30ZM35 211V210H34ZM41 211H42V209H41ZM70 211V210H69ZM79 211H81V210H79ZM85 211H86V209H85ZM112 211V212H113ZM116 211V210H115ZM172 211H173V209H172ZM174 211L171 213V214H175L174 213ZM180 211V210H179ZM181 211L183 212V210L181 209ZM180 211V212H181ZM199 211V213H197ZM204 211V212H205ZM9 212H11V211H9ZM13 212V211H12ZM26 212V211H25ZM29 212V210H27V213ZM35 212H37V211H35ZM39 212V211H38ZM65 212H67V211H65ZM64 212V213H65ZM73 211H71V213H72ZM76 212H78V211H76ZM88 212V211H87ZM87 212H84V213H87ZM97 212V211H96ZM93 212V213H89V216H90V219H89V224L90 225H92V223H94L95 221V225L94 226H86V227H84V228H82L83 230H82V232H77V228L76 229H74L73 230V232L71 231V233L70 234H67L66 232H64L65 234H63V229H62V227H61V233L60 232H58V231H60V230H58V229H54L55 231V233H56V231L59 233V234H61V235H59V234H53V233H51L52 235H59L58 237L56 236L55 238L56 239H58V242H56V248H55V250L54 249H52V248H54L55 247V245H54V247L52 246H48V248H51L52 249V251L50 250V249H48V250H50V251H48L47 253L49 254L50 253V255H48V256H42V257H44V258H46L45 260L46 261H48V264H60V263H58V261L59 260H62V258H64L63 256H64V254H65V259H68V256H70L69 254H72V256H73V253L74 254H76L75 252H77V251H81V252H84V253H87L88 255H90L91 257H92V255H94V257H95V259H92L90 256L88 257H86V258H89L88 260H90V262L92 261V262H94L95 260H97L98 259V263H100L103 259H100L99 257H101V255H102V257L103 256H108V252L106 253V251H109V253H111L110 252V250H111V248H110V250H108L107 248H105V250H104V245L103 244H106L108 247H111V246H113L112 248H114V247H116L117 245H119V246H117L116 248H114V249H112L111 251H113L114 252V254H115V256H114V254H113V256L114 257H112V254L110 255V258H112V259H110L109 260V262L108 261H106V262H101L100 264H153V263H150V261H152V260H156L155 262H154V264H159L160 262H161V260H163V259H165L166 257V259L168 260V261H166L167 263H169V260H170V258L172 259V257L171 256H173L172 254H173V252H174V254H175V250H176V253H177V250H180V249H182V246L179 244V243H181V242H183V243H181L182 245L184 244V241L185 240H187V242H188V239H181V240H178V243L176 242V244L178 245V248L180 247V249H178V248H176L177 247V245H176V247L174 248V246L175 245H172L173 247H170V248H173V249H171V251L172 250H174V251H172L171 252V254L169 253L170 252V249H168L167 247H169L170 246V243H169V241H167V238L168 237H166L167 235H162V237H164L165 236V238L164 239H166L165 240V242H164V240H163V244L164 245H162V247L164 246H166V245H168V246H166L165 248L166 249H168V250H166V253H167V251H168V254H166V253H164V254H162L163 256H164V258H163V256H162V258L163 259H161L160 257V252H159V254H157V256L154 254L155 252L157 253V251H154L153 249V251H151V249L149 250V251H151V252H149V251H147L146 249H145V247H148L149 246V244L148 245H145L144 246V244H141L142 246H144V248H143V252L141 251V245H140V243H143V242H140V243H138L139 241H137V243L139 244V246L138 245H136V246H138V247H134L135 245H133L134 243L136 244V240H135V242H133V238L132 237H134L135 239H137L136 237H135V234H132V233H134L132 230V232L131 231H129L130 229H133L134 227V223H136V221L135 220H138L137 218H139L141 215H139V217L137 216H134L135 214L133 213V215H132V217H134V219H132V217H131V219H129V221H133V222H130V224L131 223H133L134 225H132V227L133 228H131V227H129V226H131V225H129V221L127 222L128 224H126L127 225V227L129 228V232H130V234H128V235H133L132 237L130 236H128V235H126L128 238H125V233H128L127 232V230L125 229V227H124V224L126 223L125 222V220L127 219L128 220V218L129 217H125V219L123 220V218H124V216H125V214H123L124 216H123V218H121L122 219V221H121V219L119 218V217H122V216H120V214L119 215H113V213L112 214H110V217L108 218V214L106 215L107 216V218H105V217H102L103 215H102V212H101V216L99 215V213L97 212ZM118 212V211H117ZM128 213H129V210L127 211ZM146 212V213H145ZM161 213H159V214H161V217H160V219L162 220V219H164L165 220V218H162V217H164V216H162V215H166L167 213H165L164 214V212H163V214H162V211H160ZM179 212V214H181ZM192 212V213H191ZM207 212H209L210 214L208 215V213ZM261 212V211H260ZM23 213V212H22ZM34 213V212H33ZM40 213V212H39ZM41 213H46V211L45 212H41ZM74 213V212H73ZM79 213V212H78ZM81 213H83L82 211H81ZM95 213H96V215L97 216H99V220L97 219V218H94V217H96V215H95ZM115 213V212H114ZM138 213H139V211H138ZM185 213H183V214H185ZM201 213V214H200ZM213 213V214H214ZM219 215H218V214ZM226 212H224L223 211V214H225ZM228 213V212H227ZM238 213V212H237ZM12 214V213H11ZM14 214V213H13ZM36 214V213H35ZM47 214V213H46ZM67 214H69V215H71L70 214V212L69 213H67ZM66 214V215H67ZM116 214V213H115ZM132 214V213H131ZM140 214V213H139ZM208 215V216H205V215ZM222 214V215H223ZM232 214V213H231ZM21 215V214H20ZM20 215L18 216V218L20 217ZM27 215V214H26ZM39 215V214H38ZM41 215V214H40ZM62 215V214H61ZM60 215V216H61ZM75 215H78V214H76L75 213ZM85 216H84V218L86 217L87 218V216H86V214H84ZM111 215H113V217L111 216ZM143 215V214H142ZM235 215H236V213H235ZM239 215V214H238ZM3 216H4V213H3ZM2 216V220L0 221V224H1V222H2V226H3V224L5 223L4 221V217ZM10 217H11V215H9ZM24 216V215H23ZM30 216V215H29ZM44 216H45V214H44ZM47 216V215H46ZM46 216H45V220H46ZM54 216V215H53ZM57 216V215H56ZM74 216V214H72V216L71 217H73ZM81 216H83V214L81 215V214H79V219H81L80 217ZM89 216H88V218H89ZM93 216V217H92ZM148 216V214L146 215V217ZM157 216H158V214H157ZM156 216V217H157ZM160 216V215H159ZM214 217V220L212 221V220H209V218L210 217ZM224 216V215H223ZM230 216V215H229ZM228 215L227 216H225V217H229ZM237 216V215H236ZM6 217V216H5ZM8 217V216H7ZM13 217V216H12ZM11 217V218H12ZM22 217V216H21ZM40 217V216H39ZM48 217V216H47ZM52 216L50 215V218H51ZM68 215L66 216V219H64V220H67L68 218ZM77 217V216H76ZM92 217V218H91ZM114 217H118V219H120V221H115V219H114ZM142 217V216H141ZM143 217H145L144 215H143ZM179 217V218H180ZM0 218H1V216H0ZM13 218H15V216L13 217ZM12 218V219H13ZM41 218V217H40ZM60 218V217H59ZM75 218V217H74ZM103 218H105V220H103V222L104 221H106L105 223H103L101 220ZM110 218H111V220H112V218L114 219V222H115V224L117 223V222H119V223H123L122 225H123V227L122 226H120L119 225V227H121V228H123V232H124V236H123V238H121L120 237V235H118L120 232L121 233H123L120 229L121 228H119L118 227V225L116 224V227H118L119 228V230L118 231H120L119 233H118V231H116L117 229H116V227H115V229L116 230H114V226L115 225H113V227L110 225V224H114V222H113V220L111 221L110 220ZM150 218V217H149ZM159 218V217H158ZM158 218H156V219H154V220H152V221H156L157 223H158ZM166 218L168 219H170V217H169V215H168V217L166 216ZM224 218V217H223ZM226 218V219H227ZM10 219V218H9ZM12 219H10V220H12ZM16 219V218H15ZM20 219V218H19ZM18 219V220H19ZM25 219H27V218H25ZM62 219V218H61ZM73 219V218H72ZM94 221V222H92V220ZM140 219V218H139ZM145 219L146 218H144V219H141V221L143 222V220H144V224L143 225H146V224H148V225H150V223L152 222L150 219V221L151 222H149V220L147 221V222H145ZM147 219H148V217H147ZM165 220V221H169V220ZM173 219V218H172ZM175 219V222H176V219H178V218H174ZM173 219V220H174ZM225 219V220H226ZM8 220V219H7ZM17 220V221H18ZM22 220H24V219H22ZM47 220H48V218H47ZM50 220V219H49ZM55 220V219H54ZM64 220H63V222H64ZM108 220V221H107ZM110 220V221H109ZM161 220H159V221H161ZM172 220V221H173ZM224 220V221H225ZM229 220V219H228ZM12 221H14V219L12 220ZM11 221V222H12ZM38 221V220H37ZM40 221H41V219H40ZM44 220H42L41 222H43ZM55 221H57V220H55ZM54 221V222H55ZM62 221V220H61ZM71 221V220H70ZM74 221H76V222H80V221H82V219L79 221L78 219H76V220H74ZM83 221H85V220H83ZM102 223H101V222ZM165 221L164 222H162V223H165ZM213 222V224L211 225V227H213V228H210L209 229V227H210V225H207V224H209L210 222ZM220 221H222V220H220ZM233 221V220H232ZM10 221H9V223L10 224H12L11 225V228H12V226L14 227L16 224H15V222L14 223H11ZM21 221H19V223H20ZM25 222H26V220H25ZM25 222L23 221L22 223H24L23 224V226H25V225H27V226H25V227H22V228H25L26 229V227H29V225L26 223L25 224ZM27 222H28V220H27ZM45 222V221H44ZM47 222V221H46ZM53 222V221H52ZM69 222V221H68ZM87 222V220H86V222L85 223H88ZM92 222V223H91ZM109 222H111L109 225L112 227H110L107 223H109ZM113 222V223H112ZM139 222V221H138ZM156 222H155V224H156ZM171 222V221H170ZM219 222V221H218ZM223 222V221H222ZM227 222V221H226ZM230 222V221H229ZM234 222V221H233ZM17 223V222H16ZM18 223V224H19ZM40 223V222H39ZM48 223V222H47ZM66 223V222H65ZM71 224H69V225H71V227H72V221L70 222ZM81 223V222H80ZM79 223V224H80ZM172 223V222H171ZM236 222H234V224H235ZM14 224V225H13ZM18 224L16 225L17 226V228H18ZM29 224H31L30 222H29ZM41 224L42 223H40V226H41ZM44 224V223H43ZM50 224V223H49ZM84 224V223H83ZM105 224L107 225V226H109L111 229H109V227H108V230H110V231H113V234L115 235V237H114V235L113 234H109V233H112V232H107L106 234H105V232L106 231H104V230H106L107 229V226L105 227ZM137 224V223H136ZM139 224V223H138ZM153 223H151V226H153V228L152 227H149L147 230L145 229V228H143L142 229V235L144 234L143 232H145V234L143 235V237H142V235L141 236H139L138 237V235H140V233L138 234V235H136L138 238H147L148 236H145L146 234H148L146 231H148L150 228V230L151 231H155V230H160V229H157V226L159 225H156V228H155V226L154 225H152ZM167 224H169V222L167 223ZM178 224H179V222H178ZM183 224H182V226H183ZM186 224H188L187 226H186ZM217 224H219V223H217ZM227 224V223H226ZM53 225V224H52ZM68 225V224H67ZM88 225V224H87ZM142 225V226H143ZM169 225H171V224H169ZM180 225H181V223H180ZM209 226V227H207L206 228V226ZM220 225V224H219ZM230 225H231V223H230ZM236 225H237V223H236ZM7 226V225H6ZM9 226V225H8ZM22 226V225H21ZM21 226H19V228L21 227ZM46 226V225H45ZM48 226V225H47ZM56 226V225H55ZM59 226V225H58ZM63 226V225H62ZM65 226H66V224H65ZM162 226V224L160 225V226H158V228H160ZM163 226H165V227H169L168 225L166 226V223H165V225H163ZM175 226V225H174ZM178 226V225H177ZM195 227L196 226V229L197 228H199V226H201L199 229H200V231H199V229L196 231V229H193V228H191V227ZM198 226V227H197ZM217 226V225H216ZM226 226V225H225ZM233 226V225H232ZM0 227H1V225H0ZM4 227V226H3ZM54 227V226H53ZM67 227V226H66ZM70 227V226H69ZM81 227H82V224H81ZM126 227V228H127ZM145 227V226H144ZM146 227H147V225H146ZM180 226H178V228H179ZM202 227H203V229H205L204 230V233H205V235H204V233H203V231L201 230L202 229ZM228 227V226H227ZM226 227V228H227ZM10 227L8 228V231L9 230H11V231H9V238H8V240H6L7 242L9 241V239H11L10 240V242L9 243H3L2 245H0V264H30L29 263V261H31V263L33 262V264H36V263H34V262H37L38 260H39V258H40V253H41V255L42 254H45L46 252H45V250H44V248L43 249H41L42 247H44L42 244H41V241L43 242V240L44 239H46V238H48V236L47 235H44L45 237H44V239H43V237L40 239V237H37V238H35V235H36V233H35V235L33 236V235H30V237L29 236H23L25 239H26V244H25V241H24V243H23V240H24V238L22 237V236H19L20 238L22 237L23 239H22V241L20 240V238L19 237H15L16 239H17V242H16V240H13L12 238H14L13 236L16 234V235H19L20 233H24L25 232V229L23 230L22 228L20 229V233L19 234H17L19 231V229H17V228H12L11 229ZM31 229L33 228V227H30ZM39 228H42V227H39ZM55 228H57V227H55ZM68 228V227H67ZM66 228V229H67ZM73 228H74V226H73ZM105 228V229H104ZM136 228V227H135ZM135 228H134V230H135ZM170 228V227H169ZM168 228V229H169ZM173 228V227H172ZM183 228V227H182ZM187 228V229H188ZM220 227L218 226V228L216 227V229L217 230H220L221 228H223V226L219 229ZM231 228V227H230ZM2 229V228H1ZM4 230L3 231H5L7 228H3ZM16 230V231H18L17 233H14L13 231L14 230ZM44 229V228H43ZM41 230V231H44V230ZM48 229V228H47ZM60 229V228H59ZM66 229L64 230V231H66ZM70 229V228H69ZM85 229V230H84ZM137 229H139L138 227H137ZM136 229V230H137ZM141 229V228H140ZM139 229V231H141ZM152 229H154V230H152ZM161 229H162V227H161ZM164 229V231H165V228H163ZM167 229V230H168ZM181 229V228H180ZM180 229H179V231H180ZM186 229V230H187ZM207 229V230H206ZM209 229V230H208ZM216 229H214V230H216ZM232 229V228H231ZM27 230V229H26ZM51 230H52V228H51ZM104 231V232H101V231ZM135 230V231H136ZM146 230V231H145ZM178 230V229H177ZM182 231L183 230H185V228L184 229H181ZM214 230H213V233H214ZM228 230V229H227ZM8 231L6 230L5 232H3V234L2 233H0V234H2V235H0V237H2L4 234H5V236L7 235V233H8ZM15 231V232H16ZM22 231V232H21ZM49 231V230H48ZM67 231H69L68 229H67ZM115 231V232H114ZM126 231V232H125ZM202 231V234L200 233ZM234 231V230H233ZM2 232V231H1ZM10 232H11V234H10ZM31 232H33V230L31 231ZM39 232V231H38ZM46 232V231H45ZM45 232H42V233H44L45 234ZM53 232V231H52ZM136 232H138V231H136ZM149 232V231H148ZM156 232V231H155ZM212 232V231H211ZM225 232H227V231H225ZM229 232V231H228ZM13 233V234H12ZM41 233V234H42ZM103 234V236L105 235H107L106 237H105V239H104V237L101 239V237H102V235L101 234ZM118 233V234H117ZM120 233V234H121ZM152 232H150L149 234H151ZM156 233H158V232H156ZM172 233L173 234H175V235H178V234H176V230L173 232H171V238H172ZM179 233V232H178ZM184 233V232H183ZM188 233V232H187ZM192 233V232H191ZM217 233V232H216ZM219 233H221V232H219ZM218 233V234H219ZM224 233V232H223ZM223 233H222V235H223ZM231 233L232 232H230V237H232L233 238V236L231 235ZM38 234V233H37ZM46 234H48V232L46 233ZM100 234V235H99ZM117 234V235H116ZM163 234V233H162ZM195 234V235H196ZM217 234V235H218ZM233 234H234V232H233ZM25 235V234H24ZM29 235V234H28ZM43 235V234H42ZM98 235V236H97ZM113 235V236H112ZM122 235V234H121ZM184 235V234H183ZM188 235V234H187ZM211 235V234H210ZM225 235V234H224ZM223 235V238L225 237ZM228 235V234H227ZM8 236V235H7ZM6 236V237H7ZM12 236V237H11ZM31 236L33 237V240H31V239H29V238H31ZM37 236H40V235H37ZM151 236V235H150ZM149 236V237H150ZM180 236V235H179ZM184 236H186V235H184ZM190 236V235H189ZM192 236V235H191ZM198 236V237H199ZM213 236H216L215 235V233H214V235ZM221 236V235H220ZM27 237H29L28 239H29V241H27ZM50 237H52L53 238V236H50ZM98 237V238H97ZM114 237L115 239L113 240L112 238ZM120 237V238H119ZM174 237V236H173ZM176 237V236H175ZM183 236H181V238H182ZM196 239H198V237H196V236H194ZM200 237V238H201ZM209 237V236H208ZM217 237V236H216ZM261 237V236H260ZM14 238V239H15ZM51 238V240H53ZM54 238V240H56ZM99 238L101 239V241L104 239L105 241H107L108 243H114L115 242V240H117L118 239V242H116V243H119V244H117L116 246H114V245H112V244H107V242L105 243H102V242H100L99 241ZM108 238H109V240H108ZM141 238L139 239L140 241H141ZM171 238H168V240L170 239V241H172L173 240V238H172V240H171ZM186 238V237H185ZM221 238V237H220ZM223 238H221V240L222 241H224L223 240ZM263 238V237H262ZM34 239H37V240H41L40 241V244L42 245H40L41 246V248H39L40 246L39 245H37V244H39V241H37V242H35V240ZM49 239V241H50V238H48ZM176 239H178V238H175L174 240H176ZM179 239H180V237H179ZM202 239H204V238H201V240ZM213 239V237H211V240ZM217 239V238H216ZM219 239V238H218ZM231 239V238H230ZM4 240H5V238H4ZM147 240H149L148 238L146 239V241ZM173 240V241H174ZM195 240V239H194ZM200 240V239H199ZM226 240H229V239H226ZM0 241H2L1 239H0ZM15 241V242H14ZM19 241V242H18ZM31 241V242H30ZM32 241H34V242H32ZM46 241V240H45ZM44 241V244L46 243V245H48L47 243H48V241L47 242H45ZM57 241V240H56ZM166 241H167V243H166ZM172 241V242H173ZM179 241H181V242H179ZM196 241H198V240H196ZM208 241H210V238H209V240ZM207 241V242H208ZM214 241V240H213ZM213 241H212V244H213ZM219 241H220V239H219ZM219 241H218V243H219ZM230 241V240H229ZM235 241V240H234ZM255 241V240H254ZM263 241H264V239H263ZM2 242H4V241H2ZM30 242V243H29ZM150 241H148V243H149ZM216 242V241H215ZM228 242V241H227ZM15 243L17 244V243H19L18 245H15ZM29 244V246H27L28 244ZM33 243V244H32ZM37 243V244H36ZM102 243V244H101ZM144 243H147V242H144ZM151 243V242H150ZM160 243V242H159ZM166 243V244H165ZM190 243V242H189ZM198 243H201V242H198ZM211 243V242H210ZM218 243L216 242V244L218 245ZM226 243V242H225ZM239 243H241V242H239ZM246 243V242H245ZM249 243H252V242H249ZM14 244V245H13ZM36 244V245H35ZM50 244V243H49ZM53 244H55V243H53ZM153 244V243H152ZM152 244H151V246H152ZM156 244V243H155ZM193 243L191 242V245H192ZM195 244V243H194ZM204 244H205V246L207 247L208 245H207V243H205V240H204ZM203 243H201V246L203 247V245H204ZM215 244V245H216ZM220 244H224V242H222V243H220ZM227 244H229V246L228 247H230V243H227ZM235 245H233V246H236V243H234ZM254 244V243H253ZM263 244V243H262ZM156 245H159V244H156ZM180 245V246H179ZM189 245V244H188ZM211 245V244H210ZM215 245H213V246H215ZM222 245L220 246V247H222ZM240 245V244H239ZM246 245H248V244H246ZM17 246V247H16ZM19 246V247H18ZM37 246V247H36ZM106 246V247H107ZM150 246V247H151ZM154 246V245H153ZM152 246V247H153ZM195 246V245H194ZM199 247L200 248V251H201V248L202 247ZM203 247V248H206V247ZM36 247V248H35ZM118 247H119V249H118ZM155 247V246H154ZM153 247V248H154ZM159 247V249H160V246H158ZM158 247L156 248L155 247V249H157L158 250ZM185 247V246H184ZM188 248L190 247V246H187ZM187 247H185V248H183V249H187ZM197 247L198 246H196V248L195 249H197ZM212 247V246H211ZM210 247V248H211ZM242 247H244V249H245V246H242ZM251 247V246H250ZM253 247V246H252ZM256 246L254 245V248H255ZM34 248L35 249H39V254H37L38 253V249L37 250H34ZM45 248H46V246H45ZM97 248H99V249H97ZM139 248V249H138ZM165 248H164V250H160V251H162L161 253H163V251L165 252ZM191 248V249H190ZM189 249L190 250H192L193 251V248L194 247H190ZM208 248V247H207ZM213 248V247H212ZM237 248V247H236ZM236 248H233V249H236ZM239 248H241V247H239ZM96 249L97 250H99V251H96ZM107 249V250H106ZM117 250V253H119V251H121L118 255H116V250ZM146 251H145V250ZM149 249V248H148ZM227 249V248H226ZM43 251V253L41 252V251ZM210 250V249H209ZM208 250V251H209ZM223 250V249H222ZM228 250H229V248H228ZM246 250H248V249H246ZM259 250V249H258ZM32 251H35L34 253L32 252ZM54 251H55V253H54ZM105 251V252H104ZM159 251V250H158ZM192 251H190V253H192ZM198 251H199V249H198ZM199 251V252H200ZM204 251H205V249H204ZM203 251V252H204ZM206 251H207V249H206ZM218 251V250H217ZM230 251V250H229ZM236 250H234L233 252H235ZM242 251V250H241ZM54 254H53V253ZM78 252V253H79ZM80 252V253H81ZM93 252H96V253H93ZM112 252V253H113ZM152 252H153V255H149V256H145L147 253L148 254H152ZM182 252H185L184 250H182V251H178V253H180V254H182L183 255V253ZM194 252V255H195V251H193ZM197 252V251H196ZM203 252L202 253H200V254H203ZM210 252H212V251H210ZM224 252V251H223ZM245 252V251H244ZM243 252V253H244ZM62 254L63 256H61V259L58 257V256H60V255H57V254ZM77 253V254H78ZM78 254V256L79 255H81V254ZM89 253H92V254H89ZM97 253H99L100 254V256H98L97 255ZM144 253H146L145 255H144ZM177 253V254H178ZM213 253H214V251H213ZM219 253V252H218ZM221 253V252H220ZM219 253V254H220ZM243 253H242V255H243ZM34 254H36V256L34 255ZM51 254H53V255H51ZM55 254L57 255V256H55ZM105 254V255H104ZM147 254V255H148ZM185 254V253H184ZM198 252H197V255L196 256H194V257H196V258H198L199 256H198ZM206 254H208V252L206 253ZM239 254V253H238ZM47 255V254H46ZM84 255H86V254H84ZM83 255V256H84ZM186 255V257H185V260H188L187 259V255H190V254H185ZM184 255V256H185ZM193 255V254H192ZM222 255H223V253H222ZM226 255V254H225ZM39 256V257H38ZM77 256V255H76ZM151 256V257H150ZM153 256V257H152ZM160 256V257H159ZM198 256V257H197ZM203 256V255H202ZM201 256V257H202ZM206 256V255H205ZM215 256V255H214ZM220 256V255H219ZM241 256V254H239V257ZM253 256V255H252ZM38 257V259H37V261H36V258ZM47 257L49 258V257H51V258H53L52 260H51V258H49L48 260H47ZM56 257V258H55ZM67 257V258H66ZM73 257H75V256H73ZM73 257H71V258H73ZM98 257V258H97ZM155 257H157L158 258V260L155 258ZM212 257V256H211ZM235 257V256H234ZM242 257V256H241ZM250 257V256H249ZM32 258V259H31ZM34 258H35V260H34ZM43 258V259H44ZM77 257H75V259H76ZM80 258V257H79ZM79 258H77V260L79 259ZM84 258H85V256H84ZM92 260H91V259ZM97 258V259H96ZM153 258H155V259H153ZM160 258V259H159ZM180 258V257H179ZM196 258H195V260H196ZM200 258V257H199ZM214 258V257H213ZM212 258V259H213ZM217 258V257H216ZM228 257H226V259H227ZM245 258V257H244ZM31 259V260H30ZM57 259V260H56ZM59 259V260H58ZM106 259H108L107 257H106ZM105 259V260H106ZM175 259L177 260V262L175 263V264H180L181 262L180 261H182L181 259H180V261L178 260V258L177 257H175ZM175 259H174V261H175ZM193 259V257L191 258V260ZM202 259V258H201ZM201 259H200V261H201ZM205 259V258H204ZM207 259V258H206ZM220 259V258H219ZM34 260V261H33ZM44 260V261H45ZM49 260H50V262H49ZM69 260V259H68ZM68 260L66 261L67 263H69V264H74V262L70 259L69 260V262H68ZM100 260V261H99ZM159 260H160V262H159ZM184 260V259H183ZM208 260V259H207ZM222 260H224V258H222ZM240 260V259H239ZM264 260V259H263ZM40 261H41V258H40V260H39V263H40ZM43 261V262H44ZM63 261V263L65 264L66 262H65V260H62ZM62 261H60L61 262V264H62ZM70 261H71V263H70ZM85 261H87V260H85ZM171 261V260H170ZM172 261H173V259H172ZM192 261H194V260H192ZM205 261V260H204ZM203 261V262H204ZM219 261V260H218ZM260 261V260H259ZM77 262V264H78V262H79V264H83V259H81V262H80V259H79V261H76ZM84 263V264H91V263ZM113 262V263H112ZM117 262V263H116ZM163 262V261H162ZM180 262V263H179ZM187 262H189V261H187ZM197 262V261H196ZM196 262L195 263H193V262H189V264H196ZM258 262V261H257ZM47 263V262H46ZM95 264H96V261L94 262ZM200 263H202V262H200ZM199 263V264H200ZM206 263V262H205ZM204 263V264H205ZM216 263V262H215ZM214 263V264H215ZM41 264V263H40ZM44 264H45V262H44ZM76 264V263H75ZM93 264V263H92ZM162 264V263H161ZM163 264H166L165 263V261L163 262ZM169 264H171V262L169 263ZM174 264V263H173ZM182 264H186V263H182ZM188 264V263H187ZM197 264H198V262H197ZM207 264V263H206ZM208 264H210V263H208ZM213 264V263H212ZM220 264V263H219ZM230 264H232V263H230ZM256 264V263H255Z\"/></svg>",
  "mask_w": 264,
  "mask_h": 264
},
{
  "label": "rangeland",
  "instance_id": "rangeland-1",
  "mask_svg": "<svg viewBox=\"0 0 264 264\" xmlns=\"http://www.w3.org/2000/svg\"><path fill=\"white\" fill-rule=\"evenodd\" d=\"M241 0H214V4H217V3H219L220 5H219V7H220V11H218V18H216L217 20V23H216V27H218L217 26V24L219 25V29H221V31L223 30V31H226V30H228L229 28H228V26L229 27H231V22L229 21V20H232V23L234 22V20H236V22H234V23H237V25H240V22L241 21H243V16H246V14H247V17H249V18H247L249 21H250V23H251V20H255L254 21V23H257L256 21H262V23H264V19H263V17H264V1L263 0H248V2H243V3H241L240 2ZM199 3V0H194V3ZM255 5L257 6V8L254 10V7H255ZM242 6L244 7V8H246V9H248L247 10V12H242L239 8L241 7L242 8ZM239 7V8H238ZM236 10H238V11H236ZM239 10H240V12H239ZM254 10V11H253ZM236 12H238V16H237V14H236ZM222 15H221V14ZM239 13H240V15H239ZM249 15V16H248ZM256 15H258V16H256ZM254 16V17H253ZM260 17L261 19H259V20H256V19H258V18H256V17ZM217 17V16H216ZM221 17H225L224 19L223 18H221ZM227 17V18H226ZM223 19V21L221 20V19ZM250 18H251V20H250ZM254 18V19H253ZM256 18V19H255ZM171 19H173V21H172V24H176V26H177V30H179L180 28H182L181 30H194V27H195V24H196V22H198L199 20L197 19V18H195L194 16L192 17V14H190V13H187V11H186V13L183 15V14H181L179 17H173V18H171ZM218 20H220V22L218 21ZM244 20H246V17H245V19ZM230 22V23H229ZM229 23V24H228ZM252 24V23H251ZM258 24V23H257ZM259 24H261V23H259ZM228 25V26H227ZM175 26V27H176ZM220 26H221V28H220ZM227 26V27H226ZM253 26V25H252ZM225 27V28H224ZM256 25L253 27V29L255 30L256 28ZM225 29V30H224ZM192 31H190V32H192ZM263 36H262V40H264V34H262ZM205 38H203V39H200V40H204ZM164 40H166L167 41V43H166V45H168V46H171V47H173V42L171 41V39H170V35H168ZM213 41H214V43H213ZM205 42L206 43H208L209 44V46H207L208 44H206V46H207V49H209V50H215V49H213L214 48V46H216L215 48H217V49H219L220 48V45H221V43H220V41L219 40H217V38H215L214 37V39L212 40V42H211V40H210V42H211V44H210V42H207L206 40H205ZM217 45H216V44ZM177 46H178V48H181L182 49V46L184 47V49L183 50H186L187 52H192V50H194V49H192L193 48V43L191 42V41H188L187 39H184V40H182V39H179L178 41H177ZM261 44L262 45H260V48H262L261 49V51H264V41L263 42H261ZM213 47V48H212ZM168 48V47H167ZM211 50V51H212ZM240 50H241V48H240ZM242 54H244L243 52L240 54L239 53V55L237 54V56H240V55H242ZM152 58H149V57H145L143 60H140L139 61V63L138 64H136V66H140V65H142V64H144L145 62H146V60H154V58H153V56H151ZM234 57V56H233ZM232 57V58H233ZM236 57V56H235ZM236 58H238V57H236ZM164 59V57L162 58V60ZM166 59V58H165ZM257 65H258V67H257ZM250 66H252V69H253V67H254V69L250 72V71H248L249 69L248 68H246V71L245 70H243L244 69V67H243V69H242V71H245V72H243V74L244 73H247V75L246 74H244V76H237V77H233V79H232V77H230V79H232V81H234L233 82V85H232V81H229V78H228V81H227V79H223V80H220L221 78V76H219V77H214V78H216V79H214L215 80V84H217V86L215 87L216 88V90H215V92L214 93H212V95H210V98H209V94L207 93H203L202 95H196L195 94V96H193V95H191V98H192V96L194 97V99H195V97H196V100L197 99H199V100H201L200 98L201 97H203V95H205V96H207V98L205 99L206 101H207V103L209 102V104L208 105H206V106H209V107H206L205 108V105H203V107H202V105H201V103H200V106H195L194 104V106L192 107V108H194V107H197V108H194V111L191 109V111H193L194 112V116H193V114H191V115H189V116H191V117H188L189 118V120L191 119V121H193V125L194 126H192V127H194L193 129L195 130V132L193 131V129H192V133L191 134H188L189 136H187V135H183L184 134V131H182L183 132V134H181L180 135V138H178L179 137V134L177 135V133L176 132H178V131H176V132H170V133H168L167 134V136H166V130H167V127H165V126H170L171 125V122H170V124H169V118L168 117H166L165 115H169V110L168 109H166V106H168V104L167 103H170V102H166V104H165V107L164 106H162V107H159L158 108V110H157V112H159L160 111V109H161V111H160V113H162V115H163V119L160 121V122H164V125L162 126L161 125V128L160 127H157L156 128V130L154 131V136H156V139L157 140H154V138H153V140H152V138H150L151 140V142H153L154 141V143H151L150 142V144L149 143H146V145L144 144V150H146L148 153L149 152H152V146H155L156 145V147H161L160 149L158 148H155L156 150H158V154L156 153V152H154V153H156L157 154V156H156V159H157V157L159 158V160H157V161H160V163L159 162H152V161H150L149 159H147L146 157L145 158H142L141 159V157H137L136 158V160L134 159V160H132V159H130V161L132 160V161H134L133 163H132V161L130 162L128 159V164H126V162H127V160H125L124 161V163L126 164H123L124 166H121L122 164L121 163H117V160L122 156L121 154H122V148H123V146L121 147V154H119L118 152L120 151H117L118 149H119V147H120V145H118L119 147H117L116 146V152H113L112 151V153H114V154H116V155H114V154H107V152H109L110 153V151L111 150H113V149H109L110 151H106V149H107V146H108V141H107V139L105 140V139H103V138H106V136L103 134V133H101V132H99V133H101V135L99 136V138H101L100 140H104L102 143L105 145H103L102 143H99V144H101L100 146H102V149H101V147H99V144H97V142H99V141H97V142H95L96 140H95V138H96V136H97V134H98V131L100 130L99 128V130L97 131L96 130V128H93V130L91 129L90 131L92 132H90L89 134L91 135L92 134V136H90V138H91V140H92V145L90 146V149H91V152H92V155H96L95 156V158L97 157V155L98 154H95L97 151L99 152V151H104V152H101V153H99V157H98V159H99V162H98V164L95 162V160L93 159L94 157L92 156V157H90V159L92 158L94 161H93V163H90L91 162V160L88 158V160H90L89 161V163H88V165L90 164H92L91 166L89 165H86V168H87V170H86V168H85V170H84V172H83V174H81L82 173V171L80 172V174H81V176L79 177H77V175H79L78 174V172L76 173L77 175H76V177L75 176H73L72 177V175H70V174H72L73 172H71L72 171V169H70L71 167H74V165H78L79 164V162L80 163H82V162H85V160H84V158H87V156L86 155H84V156H86V157H84L83 156V158H82V156L80 157L78 154H76V155H74V156H76V159H74V158H71V157H74L73 156V152H70V151H72L71 149H76L75 147H76V145H75V143L73 144V145H75L74 147L73 146H71L72 144H68V146L70 147H68V146H66L67 148H65V146H62V145H65L64 144V142H61L60 140H59V143H57L58 145L60 144L62 147H64L66 150L68 149V151H67V153L69 154V153H72V156H71V154H69L70 155V157H67V158H65L64 157V155H65V153H63L65 150H64V148H62L64 151L62 152L64 155H63V157L65 158V160H66V162L65 163H63L64 162V158H63V160H60L61 158H62V154H61V152H59L60 150H58V148H56L57 149V151H58V153H60L59 155V160L60 161H58V167L57 168H59V169H57V170H59V171H57L56 169H55V172L54 173H56L55 175H50V176H48L47 178L48 179H45V180H42L43 182L45 181L46 183L49 181L50 183V185L52 184L53 186H50V188L51 187H57L56 189L55 188H51V192H49V190L48 189H50V188H46V189H44L45 187H48V185L47 186H45V184L46 183H44V188H43V186H41L42 184H41V182H38V183H40L39 185H40V189L42 190V189H44L43 190V192H44V194L41 192V190L40 191H37V193L39 192V196H41L42 194L43 195H45V196H42L40 199H39V196H38V194L36 193V191L34 190L33 191V193L35 194L34 196H31L30 197V194H29V196H27L28 195V193L27 192H29V191H31V190H33V189H39V186L37 187H35V188H32L31 189V186L33 185V184H35L34 182L32 183V185L29 187V186H27V187H29V189H31V190H29L28 191V188H26L25 189V191L24 192H26V196L28 197H25V195H23V197H25L24 198V200L23 199H21V201L20 200H18L19 202H15L16 203V205H17V207L16 206H14L15 204L13 203V204H11V207H10V205H8L7 207L9 208V210L8 209H4L5 208V206H6V204H2V202L0 203V206H1V204H2V206L4 207V208H2V210H0V216H1V220H2V216H3V213H4V224H3V226H2V222H1V227H0V233H2L3 234V232H5L6 230L8 231V228L10 227L11 228V225L12 224H10L9 223V221L11 222L13 219H14V221H12L11 223H14L15 222V224L17 225L18 223H19V221H21L19 224H18V228H17V226L15 225L14 227L12 226V228H17V229H19L18 231H16V230H14L13 232L14 233H17V234H19L20 233V229L22 228V227H25V226H27V225H25V226H23V224L24 223H22L23 221L25 222V220H26V222H25V224L27 223L28 225H29V227H26V229L25 228H22L23 230L25 229V232L24 233H20L19 235H14L13 237L15 238H17V237H19V236H29L30 237V235H35V233H36V235H35V238H37V237H40V239L43 237V239H44V235H47L48 236V238H50V241H49V239L48 238H46V239H44L43 240V242L41 241V244L44 246V247H42L41 248V244H40V241L39 240H37V239H34L35 240V242H37V241H39V244H37V245H41L39 248H41V249H43L44 248V250H45V254H42L41 255V253L39 254V249L37 250V249H35L34 248V250H37L38 251V253L37 254H39L40 255V258H41V261H40V263L41 264H44V262H45V264H48V261H46L45 259L46 258H44L45 256H48V255H50V253L48 254L47 252L48 251H52V249H54L55 250V248L57 247L56 246V242H58V239H56L55 237L57 236H59V235H61V234H59L58 232H62L63 231V234H65L64 232H68L67 234H70L71 233V231L73 232V230L74 229H76L77 228V232H82V228H84V227H86V226H94L95 225V222L92 220V222H94V223H92V225H90L89 224V219H90V216H89V213H93V212H98L99 213V215L101 214V212H102V215H103V213H104V211L107 209V207H111V209H108V210H110V214H112L113 213V215L115 216V215H119L120 213V216H122V217H119L120 219L121 218H123V214H125V216H124V218H123V220L125 219V217H129L128 218V220L126 219L125 220V224H124V227L126 226L127 227V225L126 224H128L127 222L129 221V219H131V217H132V215H133V213L135 214L134 216H138L139 217V215H141L139 218H137L138 220H135L136 221V223H134L133 221H129V225H131V226H129V227H131V228H135V230L137 229V227L141 230V231H139V229H137L136 231H138V232H136L135 230H134V228L133 229H130L129 230V228L127 227H125V229L127 230H129V231H133L134 233H132V234H135V237L137 238V239H135L134 237H132L133 235L131 234V235H128V234H130V232L127 230V232L128 233H125V238H128L126 235H128L129 237L131 236L133 239V242H135V240H136V244L134 243L133 245H135L134 247L136 248V247H138L139 246V244L138 243H140V242H143V243H140V245L141 244H144V246L145 245H148L149 244V246L148 247H145V249L147 250V251H149L150 249H151V251H157V253L155 252L154 254L157 256V254H159V252H160V258L161 259H163L164 258V256L162 255V254H164V253H166V250H168V249H170V254H171V252L172 251H174V250H172L171 251V249H173V248H170V247H173L172 245H175L176 244V242L178 243V240H185V239H188V242H187V240H183L184 241V244L182 245L181 243H183V242H181V241H179V242H181V243H179L181 246H182V249H180V247L178 248V245H177V247H176V245L174 246V248L176 247V248H178V249H180V250H177V253H178V251L180 252V251H182V250H184L185 252H182L183 253V255L182 254H180V253H176V250H175V254H174V252H173V256H171L172 257V259H173V261H172V259L170 258V260H169V263L171 262V264H175L176 262H177V260L175 259V257H177L178 258V260L180 261V259L182 260V261H180L179 263L180 264H182V263H188L189 264V262L191 263V262H193V263H195L196 261L198 262V264L200 263V262H202V263H200V264H204L205 262L208 264V263H210V264H214L215 262V264H230V263H232V264H264V241H263V239H264V170H263V168H264V60H263V62L261 61V64H260V61H258V62H256V63H253L252 65H250ZM257 67V68H256ZM262 68L261 70L259 69V68ZM251 68V67H250ZM259 70L260 72L261 71H263V72H261V73H259L258 74V72L259 71H257V70ZM188 71H192V67H190V69L188 70ZM255 71H257V72H255ZM251 73V75H249V74ZM261 74V75H260ZM263 74V75H262ZM249 75V76H248ZM253 75V76H252ZM216 76H218V75H216ZM248 76V77H247ZM251 76V77H250ZM219 78V79H218ZM224 78V77H223ZM220 80V81H219ZM217 81H219V83H220V86L218 85V82ZM225 81V82H224ZM228 82H229V84H228ZM238 82V83H237ZM241 82V83H240ZM227 84V86H226V84ZM237 83V85H235ZM240 83V84H239ZM223 84V85H222ZM221 85H222V87H221ZM231 85V86H230ZM225 88H224V87ZM217 87H219V88H217ZM230 87V88H229ZM223 88V89H222ZM219 89H221V90H219ZM258 92V93H257ZM258 95H257V94ZM200 97V98H199ZM254 99H256V100H254ZM195 100V101H196ZM211 100V101H210ZM259 100V101H258ZM202 101V100H201ZM254 102V104H252L253 102ZM257 101V102H256ZM256 102V103H255ZM245 103H246V105H245ZM195 104H199V103H195ZM202 104H204L203 102H202ZM243 104V105H242ZM228 105V106H227ZM256 105V106H255ZM213 107V108H212ZM228 107V108H227ZM253 108V109H252ZM256 108V109H255ZM163 109V110H162ZM196 109V110H195ZM215 109V110H214ZM228 109H230V110H228ZM259 109V110H258ZM166 110H168L167 112H165ZM202 110V111H201ZM205 110V111H204ZM213 110V111H212ZM250 110V111H249ZM190 111V112H191ZM214 112L213 114H211L212 112ZM227 111V112H226ZM252 111V112H251ZM257 111V112H256ZM260 111V112H259ZM136 112H138V111H136ZM165 112V113H164ZM189 112V113H190ZM193 112H191V113H193ZM203 112V113H202ZM224 112V113H223ZM231 112H234V113H232L233 115H229ZM238 112V114H236ZM167 113V114H166ZM228 114V115H226V116H228L227 117V119H226V116H225V114ZM253 113V114H252ZM206 114V115H205ZM209 115H210V119L212 120V123L211 122H209V121H211V120H208V117H209ZM213 115V116H212ZM251 115V116H250ZM253 115V116H252ZM256 115V116H255ZM142 116V115H141ZM214 116H215V118H214ZM222 116V117H221ZM225 116V117H224ZM229 116L231 117V118H233L232 120H231V118H229ZM245 116H247V117H245ZM255 116V117H254ZM151 117V119H152V121H151V119L149 120V118ZM154 115H148L147 117L146 116H144V121H145V119L147 118V120H148V122L146 123V122H144V124H145V126H148V127H150V128H152L153 126H155L156 125V121H154L155 119H154ZM166 117V118H165ZM204 117V118H203ZM217 117V118H216ZM202 118V119H201ZM136 119V120H135ZM135 121H137V120H139L138 118H136L135 117ZM166 119V120H165ZM168 119V120H167ZM239 119V120H238ZM215 120H216V122H215ZM246 120V121H245ZM59 121V120H58ZM168 123V125H166L167 123ZM195 121V122H194ZM241 121V122H240ZM248 121V122H247ZM150 122V123H149ZM198 122V123H197ZM203 122H205V123H203ZM207 122V123H206ZM240 122V123H239ZM63 124V121L62 122H60V124ZM67 123V122H66ZM69 123V122H68ZM68 123L66 124V125H68ZM148 123H149V125H148ZM195 123V124H194ZM210 123V124H209ZM228 124V126L226 125V124ZM239 123V124H238ZM244 124V126H243V124ZM245 123H247L246 125H245ZM64 124H65V122H64ZM73 124L74 123H72V125L70 124V125H68L67 127H69V128H71V126H73ZM161 124V123H160ZM196 124H198V125H196ZM213 124V125H212ZM217 124H218V128L216 127L217 126ZM222 126H221V125ZM233 124V125H232ZM237 124H238V127H237ZM65 125V126H66ZM75 125H76V123H75ZM78 125V124H77ZM197 127H196V126ZM224 125H225V127H226V129H225V127H224ZM241 125V126H240ZM64 126V125H63ZM144 126V125H143ZM220 126V127H219ZM230 126V127H229ZM233 126V127H232ZM75 127V126H74ZM77 127V126H76ZM79 127V126H78ZM77 127V128H78ZM162 127H165V129L164 128H162ZM203 127H205V128H203ZM207 127V128H206ZM212 129H211V128ZM228 127V128H227ZM51 128V127H50ZM49 128V129H50ZM238 128H240V129H238ZM215 129H216V132L218 133H216L215 132ZM52 130V129H51ZM72 130L74 131L75 129L74 128H72ZM78 130H79V128H78ZM77 130V132H80V131H78ZM206 130V131H205ZM214 130V131H213ZM221 130H222V132H221ZM238 130V131H237ZM245 130V131H244ZM89 131V130H88ZM101 131V130H100ZM188 131V130H187ZM208 131V132H207ZM212 133H211V132ZM226 131V132H225ZM96 132H97V134H96ZM164 132V133H163ZM207 132V134H205ZM215 132V133H214ZM179 133V132H178ZM189 133V132H188ZM197 133V134H196ZM209 133V134H208ZM246 135H245V134ZM77 134V133H76ZM103 134V135H102ZM216 134H217V136H216ZM236 134V135H235ZM78 135V134H77ZM96 135V136H95ZM158 135V136H157ZM196 135V136H195ZM222 135V136H221ZM79 136V135H78ZM77 136V137H78ZM178 136V137H177ZM186 136V137H185ZM206 136V137H205ZM209 136V137H208ZM212 136V137H211ZM214 136H216L217 137V139H216V137H214ZM243 136V137H242ZM244 136H246V137H248V139L247 138H245ZM250 136H251V139L249 140V138H250ZM77 137H76V139H77ZM171 137V138H170ZM189 137V138H188ZM194 137V140L192 139V138ZM210 139H208V138ZM221 137H223V138H221ZM78 138H80V137H78ZM98 138V139H99ZM160 138V139H159ZM187 138V139H186ZM196 138H198V139H196ZM228 138V139H227ZM236 138V139H235ZM238 138V139H237ZM97 139V138H96ZM97 139V140H98ZM170 139V140H169ZM178 139H179V141H178ZM184 141H183V140ZM189 139V140H188ZM190 139H191V141H190ZM208 139V140H207ZM213 139V140H212ZM219 139V140H218ZM230 139V140H229ZM63 140V139H62ZM66 140V139H65ZM81 140V139H80ZM95 140V141H94ZM171 140L173 141V143L171 142ZM196 141L195 143H193V141ZM199 140V141H198ZM216 142H215V141ZM238 140V141H237ZM67 141V140H66ZM66 141H65V143H66ZM75 141V140H74ZM79 141V140H78ZM77 140H76V142H78ZM82 141V140H81ZM105 141H107V142H105ZM190 141V142H189ZM219 141V142H218ZM225 141V142H224ZM243 141V142H242ZM246 141V142H245ZM250 141V142H249ZM252 141V142H251ZM157 142V143H156ZM158 142H160V143H158ZM180 142H181V144H180ZM188 142V143H187ZM199 142V143H198ZM205 142V143H204ZM228 142H230V143H228ZM245 142V143H244ZM248 142V143H247ZM69 143V142H68ZM82 142H79V144H81ZM106 143H107V145H106ZM166 143V144H165ZM168 143V144H167ZM177 143V144H176ZM186 143V144H185ZM193 143V144H192ZM206 143H208L209 145H207ZM214 143V144H213ZM219 143V144H218ZM222 143V144H221ZM252 143V144H251ZM77 145H78V143H76ZM155 144V145H154ZM188 144V145H187ZM196 144V145H195ZM206 145V150H204L205 148V146H203V145ZM211 144V145H210ZM213 144V145H212ZM230 144V145H229ZM248 144H249V146H248ZM82 145V144H81ZM81 145H78V147H81ZM150 145V146H149ZM166 145V146H165ZM176 145V146H175ZM184 145V146H183ZM202 145V146H201ZM251 145V146H250ZM95 146H98L97 147V149H96V147ZM146 146V147H145ZM196 148H195V147ZM246 146L248 147V150H250V152H252V156L250 155L251 153L250 152H248L247 150V152L245 151V152H243V148H246ZM262 146V147H261ZM77 147V148H78ZM148 147H150V148H148ZM210 147V148H209ZM216 147V148H215ZM236 147V148H235ZM250 147V148H249ZM258 147V148H257ZM260 147H261V149H260ZM7 148V147H6ZM9 148V147H8ZM105 148V149H104ZM112 148V147H111ZM114 148H115V146H114ZM118 148V149H117ZM146 148V149H145ZM170 148V149H169ZM175 148V149H174ZM178 150H177V149ZM204 148V149H203ZM207 148L208 149H210V150H207ZM214 148H215V150H214ZM227 148H228V152H227ZM234 148L235 149H237V151H238V149H241L242 148V152L240 151V153L239 152H236V150L234 151ZM52 149V148H51ZM60 149V148H59ZM80 149V148H79ZM137 149V148H136ZM135 149V150H136ZM141 149V148H140ZM162 149V150H161ZM167 149V150H166ZM192 149V150H191ZM195 149V150H194ZM200 149V150H199ZM201 149H202V151H201ZM216 149H219V150H216ZM247 149V148H246ZM256 149V150H255ZM262 151H260V150ZM97 150V151H96ZM177 150V151H176ZM181 151V153H180V151ZM191 150V151H190ZM203 150L204 151H206L205 153L203 152ZM225 151V152H223V151ZM253 150H255V151H253ZM259 150V151H258ZM96 151V152H95ZM153 151H155V150H153ZM173 151V152H172ZM196 151V152H195ZM209 151V153H207ZM211 151H215V152H211ZM220 151H222V152H220ZM257 151V152H256ZM66 152V151H65ZM95 152V153H94ZM97 152V153H98ZM190 152H192V153H190ZM193 152H195V153H193ZM210 152H211V154H210ZM217 152V153H216ZM256 154H255V153ZM261 152V153H260ZM163 153H164V155H163ZM167 153V154H166ZM174 153V154H173ZM185 154V156H184V154ZM190 153V155H188V156H186V154H189ZM202 153V154H201ZM205 155H204V154ZM215 153V154H214ZM220 153V154H219ZM223 155H222V154ZM231 153V154H230ZM233 153H235L234 155H233ZM237 153V154H236ZM238 153H239V155H238ZM242 153V155H243V153L244 154H246V156H247V159L245 158H242V161L239 159V158H241V156H240V154ZM249 153V154H248ZM67 154V155H68ZM105 154H107V155H105ZM178 154V155H177ZM198 154V155H197ZM208 154V155H207ZM212 156V158H214V155H215V157L216 158H214V160L213 159H211V157H210V155ZM212 154H214V155H212ZM216 154H219V155H216ZM260 154H263L262 156L260 155ZM162 157H161V156ZM177 155V157H175ZM192 155V156H191ZM201 155H203L202 157L204 158V156H205V158L206 159H209V160H205V158L203 159L202 157H201ZM207 155V156H206ZM220 155H222V156H220ZM227 155H229V157L227 156ZM240 156L239 158H238V156ZM250 155V156H249ZM109 156V157H108ZM114 156V157H113ZM120 156V157H119ZM155 156V155H154ZM167 156H168V158H167ZM220 156V157H219ZM237 156V157H236ZM243 156H245V155H243ZM256 156H258V157H256ZM35 157H38V156H36L35 155ZM34 156H33V159L35 158ZM80 159H79V158ZM180 157V158H179ZM201 157V158H200ZM208 157V158H207ZM221 157H223L222 158V161H220L221 160ZM229 158V161L227 160L228 158ZM251 157V158H250ZM70 158V159H69ZM77 158L79 159V161L77 160ZM82 158V159H81ZM115 158H117V160H113V159H115ZM155 158V157H154ZM163 160H162V159ZM173 158V159H172ZM179 158V159H178ZM188 158V159H187ZM218 158H220V159H218ZM239 160H238V159ZM257 158V159H256ZM263 158V159H262ZM41 159V158H40ZM73 159V160H72ZM98 159L96 160V161H98ZM106 159H108V160H110V159H112L113 161H109V162H107V160ZM144 159H146V163H145V161H144ZM182 159V160H181ZM189 159H190V162H189ZM200 159V160H199ZM224 159V160H223ZM248 159H249V161H248ZM252 159H253V161H252ZM259 159V160H258ZM35 160H37V162H38V160H39V158H35ZM77 160V161H76ZM81 160V161H80ZM119 160H123V159H119ZM118 160V161H119ZM147 160H149V161H147ZM165 160V161H164ZM167 160L169 161V162H167ZM176 160V161H175ZM204 160V161H203ZM230 160L231 161H234L233 163H230ZM236 160V161H235ZM87 161V160H86ZM102 161V162H101ZM136 161H138V162H136ZM140 161V162H139ZM162 161H164V162H162ZM170 161H171V163L172 162H174V167L178 164V166H176V168H174L175 170H177L176 171V173L177 172H179L178 174H177V176L176 177H180V175H181V177H182V179H184V178H186L187 176L186 175H191L192 176V174H194V178H192L191 176V178L193 179V180H191L190 181V179L191 178H189V179H187V180H189V181H186V180H182L183 182L182 183H180L179 184V182L177 183L175 180H176V177H175V180L173 181V179L174 178H172V180H171V177H169L168 175H173V173H174V175L173 176H175V172H173V171H175V170H173V171H171V172H169V174L167 173V172H161L163 169V167L161 168L160 166H164V168H169L170 167V165L169 164H171L170 163ZM183 161H185V162H183ZM206 161V162H205ZM214 161H216V162H214ZM220 161V162H219ZM223 161L225 162V163H223ZM240 161V162H239ZM246 161L248 162V164L246 163ZM257 161H258V163H257ZM61 162L63 163V164H65V165H67L68 164V166L69 167H67L68 169H67V172H65L64 170H66V167L63 165V168H64V170H63V168L61 167L62 165H61ZM72 162V163H71ZM74 162H75V164H74ZM76 162H78V163H76ZM104 162V163H103ZM120 162V161H119ZM148 162V163H147ZM151 162H152V164H151ZM180 162H181V167H180ZM188 162V163H187ZM200 162V163H199ZM225 164L224 165V167H226L227 165V167H228V170L229 171H227V167L224 169V167H223V164ZM254 163V167H253V163ZM0 163H3V161L2 160H0ZM123 163V162H122ZM135 163V164H134ZM138 163V164H137ZM144 165H143V164ZM166 163H167V165H166ZM175 163H177V164H175ZM250 163V164H249ZM257 163V164H256ZM60 164V165H59ZM69 164H73L72 166H70ZM83 164V163H82ZM104 164V165H103ZM110 164V166L111 167H107L108 165ZM111 164H113V166L111 165ZM121 164V165H120ZM183 164V165H182ZM196 164V165H195ZM206 164H208L207 165V167H205L206 166ZM218 164V165H217ZM230 164H235V165H233V168H232V165H231V170H232V174L231 173H229V172H231L230 171ZM236 164H238L237 166H240V165H242V166H240L239 167V170H237L238 168L236 167ZM258 164H260V165H258ZM0 165H2V164H0ZM79 165H81V164H79ZM97 165V166H96ZM101 165V166H100ZM107 165V166H106ZM117 165V166H116ZM118 165H120L121 167H118ZM129 165V166H128ZM137 165V166H136ZM169 165V166H168ZM173 165H171V167L173 166ZM187 165H188V167H187ZM204 165V166H203ZM220 165V166H219ZM246 165V166H245ZM247 165H249V166H247ZM2 166H4V164L2 165ZM1 166V167H2ZM60 166V167H59ZM105 166V167H104ZM139 166V167H138ZM150 166H152V167H150ZM158 166V167H157ZM186 168H185V167ZM191 166V167H190ZM214 166V167H213ZM236 168H235V167ZM256 166H258L257 168H256ZM0 167V168H1ZM6 167V166H5ZM82 167H84V166H81V168ZM92 167V168H91ZM112 167H114L115 169H113ZM125 167V168H124ZM127 167V168H126ZM170 167V168H171ZM180 168V169H178V168ZM184 167V168H183ZM199 167V169H197ZM217 167V168H216ZM223 167V168H222ZM244 169H243V168ZM248 167V168H247ZM253 167V168H252ZM3 168V167H2ZM1 168V169H2ZM61 168V169H60ZM75 168V167H74ZM74 168H73V170H74ZM112 168V169H111ZM117 168V169H116ZM125 170H124V169ZM129 168V169H128ZM139 168V169H138ZM194 168V169H193ZM204 168H206V169H204ZM212 168H214V169H212ZM220 168H221V171H220ZM251 168H252V170H251ZM105 169H107V170H105ZM110 169V170H109ZM121 169V170H120ZM127 169V170H126ZM152 169V170H151ZM200 169H202V171H203V174L202 173H200L201 174V176H200V178H198L199 177V171H200ZM222 169H224V171L226 170V172L223 174V172H222ZM237 171H236V170ZM262 169V170H261ZM62 170V171H61ZM88 170H90V171H88ZM106 172H105V171ZM111 170H113V171H111ZM135 170V171H134ZM137 170V171H136ZM188 170H189V172H188ZM191 170V171H190ZM195 170V171H194ZM196 170H197V174H196ZM199 170V171H198ZM206 170V171H205ZM219 170V171H218ZM247 170L249 171L248 173H246L247 172ZM251 170V171H250ZM4 171H6V169L4 168ZM70 171V173H68ZM94 171V172H93ZM127 171V172H126ZM145 171V172H144ZM151 171V172H150ZM155 171V172H154ZM159 171V172H158ZM164 171V170H163ZM165 171H169V169H165ZM183 171H185V172H183ZM201 171V172H202ZM234 171V172H233ZM238 172V174L236 173V172ZM242 171H244L243 172V176L241 175L242 173ZM2 172H3V169H2ZM1 172V170H0V174L2 173ZM63 172V173H62ZM65 172V173H64ZM92 172V173H91ZM140 172H141V174H140ZM192 172H194V173H192ZM219 172V173H218ZM258 172V173H257ZM19 173V172H18ZM60 173V174H59ZM67 173V174H66ZM75 173V172H74ZM73 173V175H75ZM98 173V174H97ZM102 173L104 174V175H102ZM122 173V174H121ZM132 175H131V174ZM135 173H136V175H135ZM150 173H151V176H150ZM152 173H156L155 174V176H154V174H152ZM157 173L159 174L160 173V175H165V174H168L167 176L169 177H166V176H164V177H166V179L163 177V181L161 180L162 178V176H160V180L162 181V183H161V181L159 182V181H157L159 178H158V175H157ZM182 173V174H181ZM190 173V174H189ZM215 173V174H214ZM217 173V174H216ZM235 173V174H234ZM7 174V173H6ZM85 174V175H84ZM109 174V175H108ZM117 174V175H116ZM119 174V175H118ZM130 174V176H128V175ZM138 174L140 175V176H138ZM144 176H143V175ZM222 174V176H221V180H220V178H219V176ZM227 174H229V175H227ZM240 174V176L238 177L237 175H239ZM2 176L3 175H5V173L4 174H1ZM19 175H20V173H19ZM71 176V177H69V176ZM93 175V176H92ZM95 175V176H94ZM97 175H99V176H97ZM124 175H127V176H124ZM141 175L143 176V179H144V181L143 180H141ZM148 175V176H147ZM209 175V176H208ZM214 175V176H213ZM219 175V176H218ZM233 175V176H232ZM10 176V175H9ZM15 176V175H14ZM13 176V177H14ZM18 176V174L16 175V178H17V180L19 181V179H20V181L23 179L22 177H17ZM47 176V175H46ZM53 176H54V178H53ZM63 176V177H62ZM103 176H105V177H103ZM120 176V177H119ZM135 176V177H134ZM145 176H146V179H145ZM156 176H157V178H156ZM172 176V177H173ZM211 176V177H210ZM215 176H216V178L219 180H217L216 178H215ZM225 176V177H224ZM231 176V177H230ZM235 176V177H234ZM241 176H242V178H241ZM7 177V176H6ZM76 178V180H78L79 181V183H77V181L75 182L76 183V185H80L79 186V188H77V186L76 185H71L72 183L73 184H75L74 183V181H75V178ZM82 177V178H81ZM88 177V178H87ZM99 177H100V180H99ZM107 177V178H106ZM109 177V178H108ZM110 177H112L111 179H110ZM114 177V178H113ZM125 177V178H124ZM127 177H129L128 179L129 180H127ZM141 177V178H140ZM149 177V178H148ZM151 177H153V178H151ZM196 177L198 178V180H195L196 179ZM213 177V178H212ZM237 177L238 178H240V179H242L243 180V182H239V180L240 179H238L237 180ZM5 178V177H4ZM4 178L3 179H1V181L3 182V180H4ZM10 178H12L11 176H10ZM9 177H7L6 179H10ZM15 178V177H14ZM15 178V179H16ZM22 178V179H21ZM52 178V179H51ZM67 178V179H66ZM71 178V179H70ZM80 180H79V179ZM116 178H118L119 180H120V182H119V180H117ZM136 178V180H134ZM151 178V179H150ZM201 178H202V180H201ZM223 178V179H222ZM225 178V179H224ZM232 180V178H233V180L232 181H236V183L237 182H239L238 183V185L235 183V181L233 182L234 184H233V186L231 185L232 184V181L230 180V179ZM245 178V179H244ZM252 178V179H251ZM13 179V178H12ZM15 179L13 180L14 182H15V184H12V183H14V182H12L11 183V181L9 180V181H7V183H5L4 184V182H5V180H4V182L2 183L1 181H0V188H2L3 186L6 188L7 186H5V185H8L9 184V182H10V184H9V186L11 187L12 186V189H10V187L8 186V189H6L7 190V192L8 191H12V192H14L13 190L16 188L17 189V183L18 182H16L15 181ZM24 179H25V177H24ZM50 179V180H49ZM94 179H96V181H94V182H97L96 183V185H94L95 183L93 182V183H91L92 182V180H94ZM97 179H98V181H97ZM101 179H103V180H101ZM115 181H114V180ZM132 180V183H131V180ZM140 179V180H139ZM155 179V180H154ZM170 180V182H168L169 180ZM177 179H181V178H177ZM251 180V181H249V180ZM28 180V179H27ZM48 180V181H47ZM71 180H73V182H70ZM81 180H83L82 182H80ZM88 183H86V184H84L85 183V181ZM91 180V181H90ZM117 180V181H116ZM125 180V181H124ZM165 180H167V183H168V185H170L172 182L175 184L176 183V185H174L173 186V184L172 185H170L171 186V188H170V186H168L167 184H166V181ZM178 180V181H179ZM212 180V181H211ZM19 181V182H20ZM54 181L55 182V184H57V185H55V184H53L52 182ZM90 181V182H89ZM102 181V182H101ZM105 181V182H104ZM107 181V182H106ZM122 181V182H121ZM140 181V182H139ZM165 181V183H163ZM172 181V182H171ZM194 181V182H193ZM196 181V182H195ZM197 181H199V182H201L202 181V183L204 184H202L201 185V183H199V182H197ZM229 181V182H228ZM231 181V182H230ZM241 181V180H240ZM248 181H249V183H248ZM71 184H70V183ZM104 183L103 185L101 184V185H99L100 183ZM119 182V183H118ZM135 182V183H134ZM138 182V183H137ZM148 184V185H144V184H146V183ZM181 182V181H180ZM185 182V183H184ZM189 182V184H187ZM218 182H219V184H218ZM227 182H228V184L229 185H227ZM2 183V184H1ZM37 183V184H38ZM66 183V184H65ZM99 183V184H98ZM105 183L107 184V185H105ZM114 183V185H112ZM121 183V184H120ZM126 183V184H125ZM131 183V184H130ZM139 183H142V184H140V185H136V184H139ZM159 183H161L160 185H159ZM195 183H197V185L198 186H200V187H196V185L192 188V186H193V184ZM208 183V184H207ZM31 184V183H30ZM29 184V185H30ZM65 184V185H64ZM82 184L84 185V188H85V192L87 193V189H89V188H92V189H90V191L91 192H93V193H91L90 195H92V194H96V193H98V194H101L102 193V191L105 193V194H103L102 193V195H99V198L100 197H103L104 199H106V200H104L103 198H102V201H101V199H100V202H96V203H99V205H101V207L100 208H102V206L105 208V209H103L104 211H101V212H99L100 211V209H99V211L98 210H94V211H92L93 210V208L91 209L90 208V210H87V208H89V205L88 204H92V206H94L93 204H95L96 205V203H90V197L89 198H86L85 196H84V199L83 198H81V196H82V193H80V192H84V188L82 187V189H80L81 188V186H82ZM90 184V185H89ZM117 184V185H116ZM130 184V185H129ZM164 184L166 185V186H164ZM181 185V186H179V185ZM184 184H187V185H189V186H187V185H184ZM15 187H14V186ZM67 185V186H66ZM68 185L70 186V187H68ZM86 185V186H85ZM95 187H94V186ZM112 185V186H111ZM118 185H122V186H120V188H119V186ZM125 185L126 186H128L127 187V190H126V187H125ZM131 185L133 186V187H131ZM242 185H243V187H242ZM33 186H35V185H33ZM75 186H76V188H75ZM91 186H93V187H91ZM102 186H103V188H102ZM111 186V187H110ZM116 186H118V187H116ZM139 186V187H138ZM141 186V187H140ZM144 186H147V187H145L146 188V190H145V188H143ZM164 186V187H163ZM173 186V187H172ZM175 186H176V188H175ZM184 186H187V188H191L192 190H193V192L191 191V193H190V191L189 192H185L184 191ZM220 186V187H219ZM223 186V187H222ZM232 188H231V187ZM240 186H241V188H240ZM3 187V188H4ZM14 187V188H13ZM60 187V188H59ZM65 187V188H64ZM68 189H67V188ZM72 187V188H71ZM88 187V188H87ZM97 187V188H96ZM99 187V188H98ZM107 187V188H106ZM123 187V188H122ZM136 187H138L137 189H136ZM162 187V188H161ZM167 187V188H166ZM178 187V188H177ZM203 187V188H202ZM208 187V188H207ZM227 187V188H226ZM235 187H237V190H235L236 188ZM75 188V189H74ZM116 188V189H115ZM119 190H118V189ZM129 188H130V190H129ZM141 188V189H140ZM148 188V189H147ZM163 188H165V191L163 190V193L164 194H166V193H168L167 194V196L169 195V193L171 194V195H173V193L175 192L176 194H178V192H182V190H183V192H185V194H189L188 196L187 195H185V194H183L182 196H181V192H180V196L178 197L175 193H174V195L175 196H177V197H175V198H179L178 200L176 199V200H174L175 198H173V200H171L169 197H168V199H169V202L170 201H172V205L175 203V205L177 206V204H179V203H181L182 204V202L184 201L185 202V206H186V204L188 203L189 204V202L191 203V205L189 204V206H193L192 204V199L194 200L193 202L195 203V201H196V203L195 204H197L198 202H199V200L201 199V197H202V200H200L201 202L203 201V200H205V202H206V200L207 199H209V200H207V205H208V203H209V205L208 206H211V204L213 205V203H214V205H215V207H213V209L211 208V210L208 208V206H206V204H204V207H205V209H209V211H210V213L213 211V210H215L216 212H217V210H218V208H216V207H219V209L220 208H224V209H220V211L218 210V212H219V214L221 213V210H223L224 212H226L225 214H223V211H222V213L219 215L218 213V215H219V217L221 216V218H219V220H217L216 219V217L217 216H214V215H216L215 213H214V211L211 213L212 214V216H214L215 217V219L217 220L216 221V225H215V221H214V226H215V228H213V227H211V225L213 224V220H214V217H210L209 218V220H212L209 224H207V225H210V227L209 226H206V228L207 227H209V229L210 228H213V230L214 229H216V227L218 228V226L221 228L222 226H223V228H219L220 230H214V233H215V235L217 236H213L214 235V233H213V230L211 229V230H209V232L210 233H208V231H206L205 233H207V237H206V235H205V233H204V230L205 229H203V227H202V231H203V233H204V235L205 236H203V234H202V231L200 232L201 234H202V237H201V235L199 236L198 234H199V232L197 231L201 226H199V228H197L196 229V226L194 227H191V228H193V229H196V231L198 232V234H196L195 233V231L193 232L192 231V229H191V231L189 232V228H188V224H186V226L187 227H185V223L183 224V222L185 221L186 223H187V221L190 219V215H188V219L187 218H185V219H183L184 217H185V215L188 213H190V210H189V208H187V206H186V208L185 209H187V210H189V211H187L186 213L184 212V211H186L185 209H184V203L182 204V205H179V207H181V209L183 210V212L181 211V209H179L178 207H176L175 205H171V206H169L168 204V207H170L169 209H168V207H166V206H164V204L166 205V201L164 200V199H166L167 198V196H166V198H164L163 196V200L166 202V203H163L162 204V198L160 199V197L161 196H159L158 194L160 193V190L161 189H163ZM171 189V190H169V189ZM216 188V189H215ZM219 188V189H218ZM16 189H15V191H16ZM55 189V191H53ZM58 189V190H57ZM66 189V190H65ZM72 189V191L74 192H70L69 190H71ZM78 189V190H77ZM81 191H80V190ZM93 189H94V191H96V193L93 191ZM99 189H100V192H99ZM102 189V190H101ZM109 190V191H107V190ZM111 189H113V190H111ZM115 189V190H114ZM123 189V190H122ZM132 189V190H131ZM133 189H136V190H133ZM160 189V190H159ZM167 189L170 191H167ZM178 190V192H176L177 190ZM195 189H196V191H195ZM204 189V190H203ZM206 189H207V191H206ZM229 189V190H228ZM232 189H233V191H232ZM244 189V190H243ZM248 189V190H247ZM6 190L4 189V192H2L3 191V189H1L0 190V193H7L6 192ZM143 191V192H138V191ZM175 190V191H174ZM219 190V191H218ZM228 190V191H227ZM241 190V191H240ZM47 191H48V193L50 194L49 196H46V195H48V193H47ZM67 191V192H66ZM89 191V192H90ZM107 191V192H106ZM123 191H125L124 192V195H125V193L127 194V196L128 195H130L132 192L131 191H135V192H137V194L139 193V195L141 196V198L144 200V203L142 202V203H140L141 201H143L141 198H139L138 196H136V195H133L134 197H136V198H134V197H132V194L129 196L130 198H124L125 196L124 195H122L123 194ZM129 191H130V193H129ZM144 191H146V193L144 192ZM162 191V190H161ZM174 191V192H173ZM198 191V192H197ZM246 191H247V193H246ZM32 192V191H31ZM52 192H54L53 194H52ZM65 192V193H64ZM84 192V193H85ZM89 192H88V194H89ZM111 192V193H110ZM118 192H120V195H118ZM157 192H159V193H157ZM172 192V193H171ZM208 192H210V193H208ZM225 192V193H224ZM228 192V193H227ZM231 192H233V194H231ZM235 192V193H234ZM245 192V193H244ZM10 193V192H9ZM32 193V194H33ZM46 193V194H45ZM71 193V194H70ZM72 193H73V195H72ZM75 193H78V194H75ZM83 193V194H84ZM113 193V194H112ZM142 193H144V196L142 195ZM162 193V192H161ZM200 193V194H199ZM203 193H205L204 195H203ZM223 193V196H226V200H225V197H223V196H220L221 194ZM55 194H56V196H55ZM63 194H64V196H63ZM67 194V195H66ZM80 194H81V196H80ZM134 194V193H133ZM157 194V195H156ZM202 194V195H201ZM209 194V195H208ZM215 194H219V196L218 195H215ZM238 194H239V196H238ZM242 194V195H241ZM247 194V195H246ZM71 195V196H70ZM79 197H78V196ZM86 195V194H85ZM110 195V196H109ZM117 195H118V197H117ZM122 195V196H121ZM148 197V198H146V196ZM155 195H156V198H152V197H155ZM160 195H162V194H160ZM195 195V196H194ZM198 195V196H197ZM201 197H200V196ZM36 196H38V197H36ZM58 196V197H57ZM115 196H116V198H115ZM124 196V197H123ZM126 196V197H127ZM204 196V197H203ZM207 196V197H206ZM214 196V197H213ZM217 196V197H216ZM234 196V198H232ZM244 196V197H243ZM62 197V198H61ZM69 197H70V199H69ZM76 197V198H75ZM111 199H110V198ZM121 197L123 198V199H121ZM131 197H132V199H131ZM138 197V198H137ZM150 197V198H149ZM157 197H158V199H157ZM182 197V198H181ZM186 197L188 198V197H190V199H186ZM198 197H200V198H198ZM206 197V198H205ZM213 197V198H212ZM220 197V198H219ZM222 197V198H221ZM228 197V198H227ZM230 197V198H229ZM236 197H237V199H236ZM240 197V199H238ZM242 197V198H241ZM38 198V200H36ZM74 198V199H73ZM82 199V202H80V200H78V199ZM99 198H98V200H99ZM119 200H118V199ZM144 198H146V199H144ZM196 198V199H195ZM204 198V199H203ZM224 198V199H223ZM29 199V200H28ZM42 199H44V200H42ZM125 199V200H124ZM130 199V200H129ZM133 199H136L135 200V202L138 204V200H140L141 199V201H139V205H141L142 207H144L145 209H146V207L145 206H147V205H153L154 204V202L156 201V200H158V206H162L163 205V207H162V209L159 207V208H154V209H151V207L149 206V207H147V213L146 214H144V212L142 213L145 217H143V215L141 214V211L140 210H138L139 211V213H138V211L136 210V209H134V207H133V209H129L130 208V206H128V205H130V204H132V201H133ZM151 201H150V200ZM154 199H155V201H154ZM217 199V200H216ZM28 200V201H27ZM36 200V201H35ZM47 200V201H46ZM65 200V201H64ZM67 200V201H66ZM76 200V201H75ZM94 200V199H93ZM95 200H97V199H95ZM122 200L123 201H125L124 203H127L128 201H131V203L130 204H124L123 202H122ZM160 200V201H159ZM162 200V201H161ZM167 200V199H166ZM183 200V201H182ZM187 200V201H186ZM213 200V201H212ZM225 200V201H224ZM239 200V201H238ZM57 201V202H56ZM72 201V202H71ZM79 201V202H78ZM83 201L85 202L86 201V203H88L87 205L85 204V208H84V204H83ZM87 201H89V202H87ZM117 201V202H116ZM118 201L119 202H121V203H118ZM148 201V202H147ZM163 201V202H164ZM180 201H182V202H180ZM208 201H210V202H208ZM219 201H221L220 203H219ZM223 201V202H222ZM238 201V202H237ZM246 201V202H245ZM28 202V203H27ZM62 202V204L60 205V203ZM102 202V203H101ZM146 202H147V204H146ZM150 202V203H149ZM157 202V201H156ZM160 202V203H159ZM174 202V203H173ZM200 202V203H201ZM212 202V203H211ZM218 202V203H217ZM236 202V203H235ZM46 203V204H45ZM68 203V204H67ZM202 203H204V201L202 202ZM201 203V204H202ZM211 203V204H210ZM223 203H225L224 205H223ZM240 203H241V205H240ZM18 204H20V205H18ZM23 204H24V207H22L23 206ZM44 204V205H43ZM77 204V205H76ZM103 204V205H102ZM135 203H134V201H133V205H134ZM162 204V205H161ZM170 204H171V202H170ZM219 204V205H218ZM232 204V205H231ZM235 204H237V205H235ZM239 204V205H238ZM245 204V205H244ZM12 205H13V208H12ZM33 205H34V207H33ZM43 205V206H42ZM50 207H48V206ZM56 205V206H55ZM59 205V206H58ZM75 205V206H74ZM80 205H82V208H83V210L81 209V207H80ZM108 205V206H107ZM121 205V206H120ZM136 205V204H135ZM134 205V206H135ZM145 205V206H144ZM155 205V204H154ZM197 205H200V204H197ZM213 205V206H214ZM220 205H222V206H220ZM235 205V206H234ZM244 205V206H243ZM1 206V207H2ZM37 206V207H36ZM40 206V207H39ZM67 206H68V208H67ZM74 206V207H73ZM80 208H79V207ZM87 206V207H86ZM124 206V207H123ZM128 206V207H127ZM137 206V208L139 207L138 205H136ZM140 206V208H142ZM156 206V205H155ZM157 206V207H158ZM188 206V207H189ZM200 206H202V205H200ZM200 206L198 207V209L200 208ZM225 206V207H224ZM239 206V207H238ZM6 207V208H7ZM15 207H16V209H17V211H16V209H15ZM22 207V208H21ZM26 207V208H25ZM55 207V208H54ZM96 207V208H95ZM98 207V205H96V206H94V208L95 209H98L97 208ZM123 207V208H122ZM125 207H127L126 209H124ZM164 207H166L165 208V210H164ZM190 207V208H191ZM234 207V208H233ZM242 207V208H241ZM12 208V209H11ZM32 208V209H31ZM42 209V211H41V209ZM44 208H45V210H44ZM46 208H47V210H46ZM62 208V209H61ZM63 208H65V209H63ZM71 208H73V209H71ZM76 208V209H75ZM78 208V209H77ZM150 208V209H149ZM174 208H176V209H174ZM177 208H178V210H177ZM193 208H195V207H192V211H193ZM202 208V207H201ZM225 208H226V210H225ZM228 208V209H227ZM231 208V209H230ZM236 208V209H235ZM1 209V208H0ZM11 209V210H10ZM14 209V210H13ZM20 209H23V210H20ZM75 209V210H74ZM85 209H86V211H85ZM116 211H115V210ZM124 209V210H123ZM145 209H143V210H145ZM156 209H158L159 211V213H161L160 211H162V214H163V212H164V214L165 213H167L166 215H162V216H164V217H162V218H165V220L167 219L166 218V216L168 217V215H169V217H170V219L168 218L167 220H169L168 222H169V224H171V225H169V224H167L168 222L167 221H165L164 219H160V217H161V214H159L158 212H157V210ZM167 209V210H166ZM172 209H173V211L174 210H177L176 212H177V215L180 217V215L181 216H184V217H177L176 216V213H175V211H174V215L173 214H171L173 211H172ZM205 209H200L199 211H203L202 213L204 214V213H206V211H205ZM233 209H235V210H233ZM6 211V214H5V212H3V211ZM27 210H29V212L27 213ZM31 210V211H30ZM37 211V212H35V211ZM70 210V211H69ZM79 210H81L83 213H81V211H79ZM108 210H106V211H108ZM114 210V211H113ZM129 210V213L127 212ZM142 210V211H143ZM145 210V211H146ZM152 210H154V211H156L155 212V218L154 217H152V214L151 213H153V211ZM181 212H180V211ZM197 210V209H196ZM196 210H194L193 212H196ZM9 211H11V212H9ZM13 211V212H12ZM26 211V212H25ZM40 213H39V212ZM46 211V213H41V212H45ZM65 211H67V212H65ZM71 211H73L72 213H71ZM76 211H78V212H76ZM88 211V212H87ZM113 211V212H112ZM118 211V212H117ZM199 211L197 212V213H199ZM205 211V212H204ZM261 211V212H260ZM23 212V213H22ZM34 212V213H33ZM65 212V213H64ZM70 212V214L71 215H69V214H67V213H69ZM84 212H87V213H84ZM96 212V213H97ZM116 214H115V213ZM171 212V213H170ZM179 212L181 213V214H179ZM228 212V213H227ZM238 212V213H237ZM12 213V214H11ZM14 213V214H13ZM36 213V214H35ZM75 213L76 214H78V215H75ZM96 213H95V215H96ZM132 213V214H131ZM183 213H185V214H183ZM192 213V212H191ZM208 213V215L210 214L209 212H207ZM214 213V214H213ZM232 213V214H231ZM235 213H236V215H235ZM21 214V215H20ZM27 214V215H26ZM39 214V215H38ZM41 214V215H40ZM44 214H45V216H46V220L44 219L45 218V216H44ZM62 214V215H61ZM68 215V219L67 220H64V219H66V216ZM72 214H74V216L73 217H71L72 216ZM79 214H83V216H81L80 218L82 219V221H80L81 219H79ZM84 214H86V216L88 215L89 216V218H88V216H87V218L85 217L84 218ZM94 214V213H93ZM105 214L108 216V218L110 217V214H109V212H105ZM103 215L102 217H105V218H107V216L106 215ZM148 214V219H147V217H146V215ZM157 214H158V216H157ZM201 214V213H200ZM224 216H223V215ZM239 214V215H238ZM9 215H11V217L13 216H15V218H11ZM20 215V219L18 218V216ZM24 215V216H23ZM30 215V216H29ZM50 215L52 216L51 218H50ZM54 215V216H53ZM57 215V216H56ZM61 215V216H60ZM98 215V214H97ZM96 215V217H94V218H97L98 220L100 219L99 218V216H97ZM113 215H111L112 217H113ZM160 215V216H159ZM207 214L205 215V216H208ZM229 216L228 218L227 217H225V216ZM6 216V217H5ZM8 216V217H7ZM22 216V217H21ZM41 218H40V217ZM44 218H43V217ZM77 216V217H76ZM101 216V215H100ZM157 216V217H156ZM60 217V218H59ZM75 217V218H74ZM93 217V216H92ZM91 217V218H92ZM150 217V218H149ZM159 217V218H158ZM178 218V219H176V222H175V219L174 218ZM224 217V218H223ZM12 219V220H10V219ZM25 218H27V219H25ZM47 218H48V220H47ZM62 218V219H61ZM73 218V219H72ZM105 218H101L102 220V222H103V220H105ZM144 218H146L145 219V222H147L149 219L152 221V220H154V219H156V218H158L157 220H158V223L156 222V221H150L149 220V222H151V223H153L152 225H154L155 226V228H156V225H158V226H160L161 224H162V229H161V227L160 228H158V226H157V229H160V230H155L156 232H158V233H156L155 231H151L150 229L148 230V231H146L149 227H152L153 228V226H151V223H150V225H148V224H146L147 225V227H146V225H143L144 223V220H143V222L141 221V219H144ZM174 220H173V219ZM218 218V217H217ZM227 218V219H226ZM8 219V220H7ZM19 219V220H18ZM22 219H24V220H22ZM40 219H41V221L42 220H44L43 222H41L40 221ZM50 219V220H49ZM57 220V221H55V220ZM76 219H78L80 222V224L78 223V222H76V221H74V220H76ZM114 219H115V221H120V219H118V217L116 218V217H114ZM114 219L112 218V220H113V222H114ZM132 219H134V217H132ZM131 219V220H132ZM226 219V220H225ZM229 219V220H228ZM0 220V221H1ZM18 220V221H17ZM27 220H28V222H27ZM38 220V221H37ZM62 220V221H61ZM63 220H64V222H63ZM73 222L72 224V227H71V225H69V224H71L70 222L71 221ZM83 220H85V221H83ZM86 220H87V222L88 223H85L86 222ZM110 220H111V218H110ZM109 220V221H110ZM111 220V221H112ZM147 220V221H146ZM159 220H161L162 222H164L165 221V223H166V226L168 225L169 227H165V226H163V225H165V223H162L161 221H159ZM173 220V221H172ZM187 220V221H186ZM220 220H222V221H220ZM225 220V221H224ZM236 222L237 223V225H236V223L234 224V222ZM48 223H47V222ZM53 221V222H52ZM55 221V222H54ZM69 221V222H68ZM100 221V222H101ZM108 221V220H107ZM121 221H122V219H121ZM120 221V222H121ZM139 221V222H138ZM172 223H171V222ZM183 221V222H182ZM219 221V222H218ZM227 221V222H226ZM230 221V222H229ZM17 222V223H16ZM29 222L31 223V224H29ZM42 223L41 224V226H40V223ZM66 222V223H65ZM101 222V223H102ZM106 221H104L103 223H105ZM112 222V223H113ZM130 222H133V223H131L130 224ZM155 222H156V224H155ZM178 222H179V224H178ZM44 223V224H43ZM50 223V224H49ZM84 223V224H83ZM111 222H109V223H107L108 225L110 224ZM139 223V224H138ZM180 223H181V225H180ZM188 223H189V227L191 226V222L190 221H188ZM217 223H219V224H217ZM227 223V224H226ZM230 223H231V225H230ZM53 224V225H52ZM65 224H66V226L68 227H66L65 226ZM68 224V225H67ZM81 224H82V227H81ZM88 224V225H87ZM94 224V225H93ZM117 225H118V227H119V225L120 226H122L123 227V223L121 224V223H119V222H117L116 223ZM116 224H115V222H114V224H110L112 227H113V225H115L113 228H114V230H116L118 227H116ZM182 224H183V226H182ZM7 225V226H6ZM9 225V226H8ZM14 225V224H13ZM22 225V226H21ZM46 225V226H45ZM48 225V226H47ZM56 225V226H55ZM59 225V226H58ZM63 225V226H62ZM109 225V226H110ZM132 225H134L133 227H132ZM143 225V226H142ZM175 225V226H174ZM180 226L179 228H178V226ZM193 225V224H192ZM226 225V226H225ZM233 225V226H232ZM19 226H21L20 228H19ZM54 226V227H53ZM70 226V227H69ZM73 226H74V228H73ZM107 225L105 224V227H106ZM109 226H107V229L106 230H104V231H106L105 232V234L107 233V232H112V233H109L110 235L111 234H113V231H110V230H108V227ZM110 226V227H111ZM145 226V227H144ZM149 226V227H148ZM228 226V227H227ZM30 227H33L32 229L30 228ZM39 227H42V228H39ZM55 227H57V228H55ZM61 227H62V229H61ZM109 227V229H111ZM115 227H116V229H115ZM123 227V228H124ZM173 227V228H172ZM183 227V228H182ZM198 227V226H197ZM227 227V228H226ZM232 229H231V228ZM2 228V229H1ZM3 228H7L5 231H3L4 229ZM11 228V229H12ZM45 230H44V229ZM48 228V229H47ZM51 228H52V230H51ZM60 228V229H59ZM69 230V231H67V229ZM70 228V229H69ZM119 228H121V227H119ZM119 228L116 230V231H118L119 230ZM123 228H121L120 230L122 231L123 230ZM143 228H147L145 231L148 233V234H146L145 236H148L147 238L149 239V240H147L146 241V239L147 238H141V241L139 240L140 238H138L139 236H141L142 235V229ZM163 228H165V231H164V229ZM169 228V229H168ZM184 229L185 228V230H181V229ZM188 228V229H187ZM43 229L44 231H41V230ZM54 229H58V230H60V231H56V233L57 234H59V235H52L51 233H55L54 231ZM66 229V231H64ZM105 229V228H104ZM168 229V230H167ZM178 229V230H177ZM179 229H180V231H179ZM187 229V230H186ZM228 229V230H227ZM33 230V232H31ZM49 230V231H48ZM62 230V231H61ZM85 230V229H84ZM144 230V229H143ZM152 230H154V229H152ZM176 230V234H178V235H175V234H173L172 233V238H173V240L175 239V238H178V239H176V240H172V238L170 237L171 235V232L173 231H175ZM207 230V229H206ZM234 230V231H233ZM2 231V232H1ZM9 231H11V230H9ZM9 231H8V233H7V237L5 236V234L2 236V237H0V239L2 240V241H4V242H2V241H0V245H2L3 243H9L10 242V240L11 239H9V241L7 242L6 240H8V238H9ZM16 231V232H15ZM39 231V232H38ZM46 231V232H45ZM53 231V232H52ZM103 230L101 231V232H104ZM131 231V232H132ZM199 231H200V229H199ZM212 231V232H211ZM225 231H227V232H225ZM229 231V232H228ZM22 232V231H21ZM42 232H45V234L44 233H42ZM48 232V234H46ZM115 232V231H114ZM120 231H118V233H119ZM123 232V231H122ZM126 232V231H125ZM150 232H152L151 234H149ZM179 232V233H178ZM184 232V233H183ZM188 232V233H187ZM192 232V233H191ZM217 232V233H216ZM219 232H221V233H219ZM224 232V233H223ZM230 232H232L231 233V235L233 236V238L232 237H230ZM233 232H234V234H233ZM6 233V232H5ZM43 235H42V234ZM55 233V234H56ZM117 233V234H118ZM121 233V232H120ZM118 234V235H120V237L121 238H123V234H124V232L123 233H121V234ZM140 233V235H138ZM144 234H145V232H143ZM163 233V234H162ZM219 233V234H218ZM222 233H223V235L225 236L224 238H223V235H222ZM2 234H0V235H2ZM10 234H11V232H10ZM13 234V233H12ZM25 234V235H24ZM29 234V235H28ZM72 234V233H71ZM101 234V233H100ZM99 234V235H100ZM116 234V235H117ZM143 234V235H144ZM186 235V236H184V235ZM188 234V235H187ZM196 234V235H195ZM211 234V235H210ZM218 234V235H217ZM228 234V235H227ZM37 235H40V236H37ZM102 235V237H101V239L104 237V239H105V237L107 236H103V234H101ZM114 235V234H113ZM112 235V236H113ZM136 235H138V237L136 236ZM143 235H142V237H143ZM162 235H167L166 237H168V238H171V240L173 241H170V239L168 240V238H167V241H169V243H170V246L169 247H167L168 249H166L165 247L166 246H168V245H166L165 247L163 246L162 247V245H164L163 243L165 242V240L166 239H164L165 238V236L164 237H162ZM180 235V236H179ZM190 235V236H189ZM192 235V236H191ZM221 235V236H220ZM50 236H53V238L52 237H50ZM98 236V235H97ZM174 236V237H173ZM176 236V237H175ZM181 236H183L182 238H181ZM194 236H196V237H198V239H196ZM209 236V237H208ZM261 236V237H260ZM12 237V236H11ZM20 238V240L22 241V239L24 238ZM29 237H27V241H29V239H31V240H33V237L31 236V238H29ZM114 237H115V235H114ZM112 238L113 240L115 239V238ZM119 237V238H120ZM179 237H180V239H179ZM186 237V238H185ZM204 238V239H202L201 240V238ZM211 237H213V239L211 240ZM223 238V240L224 241H222L221 240V238ZM263 237V238H262ZM4 238H5V240H4ZM12 238L13 240H16V242H17V239L15 238ZM26 238V237H25ZM24 238V240H23V243H24V241H25V244H26V239ZM29 238V239H28ZM51 238L53 239V240H51ZM54 238L57 240H54ZM98 238V237H97ZM107 238V237H106ZM209 238H210V241H208L209 240ZM217 238V239H216ZM220 239V241H219V239ZM231 238V239H230ZM101 239L99 238V241L100 242H102L101 241ZM195 239V240H194ZM200 239V240H199ZM226 239H229V240H226ZM46 240V241H45ZM108 240H109V238H108ZM163 240H164V242H163ZM196 240H198V241H196ZM204 240H205V243H207V247L205 246V244H204ZM214 240V241H213ZM235 240V241H234ZM255 240V241H254ZM12 241V240H11ZM44 241L45 242H47L48 241V245H46V243L44 244ZM137 241H139L138 243H137ZM148 241H150L149 243H148ZM167 241H166V243H167ZM208 241V242H207ZM212 241H213V244H212ZM218 243V241H219V243H218V245L216 244V242ZM228 241V242H227ZM15 242V241H14ZM19 242V241H18ZM31 242V241H30ZM29 242V243H30ZM32 242H34V241H32ZM106 243L107 241H103L102 243ZM116 242H118V239L117 240H115V242L114 243H108L107 242V244H112V245H114V246H116L117 244H119V243H116ZM144 242H147V243H144ZM160 242V243H159ZM190 242V243H189ZM191 242L193 243L192 245H191ZM198 242H201V243H203L204 245H203V247L205 246L206 248H203L202 246H201V243H198ZM211 242V243H210ZM222 242H224V244L222 245V244H220V243H222ZM226 242V243H225ZM239 242H241V243H239ZM246 242V243H245ZM249 242H252V243H249ZM50 243V244H49ZM53 243H55V244H53ZM59 243V242H58ZM101 243V244H102ZM153 243V244H152ZM159 244V245H156V244ZM165 243V244H166ZM195 243V244H194ZM227 243H230V247H228L229 246V244H227ZM234 243H236V246H233V245H235ZM254 243V244H253ZM263 243V244H262ZM19 243H15V245H18ZM28 244V243H27ZM33 244V243H32ZM35 244V245H36ZM151 244H152V246L154 245L156 248L158 247V246H160V249H159V247H158V250L157 249H155V247L153 248L152 246H151ZM189 244V245H188ZM211 244V245H210ZM216 244V245H215ZM240 244V245H239ZM246 244H248V245H246ZM14 245V244H13ZM53 246L54 247V245H55V247L54 248H48V246ZM105 247H104V250H105V248H107L108 250H110V248H111V250L112 249H114V248H116L117 246H119V245H117L116 247H114V248H112L113 246H111V247H108L106 244H103ZM136 245H138V246H136ZM195 245V246H194ZM213 245H215V246H213ZM222 245V247H220ZM254 245L256 246L255 248H254ZM27 246H29V244L27 245ZM45 246H46V248H45ZM107 246V247H106ZM144 246H142L141 245V251L143 252V248H144ZM151 246V247H150ZM187 247V246H190V247H194L193 248V251H195V255H194V252L192 251V250H190L188 247H187V249H183V248H185V247ZM196 246H198L197 247V249H195L196 248ZM202 247L201 248V251H200V248L199 247ZM213 248H212V247ZM242 246H245V249H244V247H242ZM251 246V247H250ZM253 246V247H252ZM17 247V246H16ZM19 247V246H18ZM211 247V248H210ZM237 247V248H236ZM239 247H241V248H239ZM149 248V249H148ZM164 248H165V252L163 251V253H161L162 251H160L161 249L162 250H164ZM227 248V249H226ZM228 248H229V250H228ZM233 248H236V249H233ZM48 249H50V250H48ZM97 249H99V248H97ZM96 249V251H99V250H97ZM106 249V250H107ZM118 249H119V247H118ZM117 249V250H118ZM139 249V248H138ZM144 249V250H145ZM153 249V250H152ZM198 249H199V251H198ZM204 249H205V251H204ZM206 249H207V251H206ZM210 249V250H209ZM223 249V250H222ZM246 249H248V250H246ZM259 249V250H258ZM43 250V251H44ZM48 250V251H47ZM110 250V252L111 253H109V251H106V253L108 254V256H106L105 254V256H103L102 257V255H101V257H99L100 259H103L102 261L103 262H106V261H108L109 262V260L110 259H112V258H110V255L112 254V257H114L115 256V254H114V250L113 251H111ZM116 250V249H115ZM117 250L115 251L116 252V255H118L121 251H119V253H117ZM145 250V251H146ZM209 250V251H208ZM218 250V251H217ZM234 250H236L235 252H233ZM242 250V251H241ZM41 251V250H40ZM43 251H41L42 253H43ZM50 251V252H51ZM151 251H149V252H151ZM153 251V252H154ZM169 251V250H168ZM168 251H167V253L166 254H168ZM190 251H192V253H190ZM199 253L198 254V256L200 257H198V258H196V257H194V256H196L197 255V252ZM204 251V252H203ZM210 251H212V252H210ZM213 251H214V253H213ZM224 251V252H223ZM245 251V252H244ZM33 253L35 252V251H32ZM79 251H77V252H75L76 254H74L73 253V256H75V257H77V258H79L80 259V262H81V259H83V264L86 262V263H89L90 262V260H88L89 258H86L87 256L89 257L90 255H88L87 253H84V252H79L81 255H79L78 256V253ZM105 252V251H104ZM113 252V253H112ZM153 252H152V254L150 253V254H146V253H144V255L145 256H149V255H153ZM203 252V254H200V253H202ZM208 252V254H206ZM220 254H219V253ZM244 252V253H243ZM53 253V252H52ZM54 253H55V251H54ZM53 253V254H54ZM78 253V254H77ZM93 253H96V252H93ZM190 254V255H187V259L188 260H185V257H186V255L185 254ZM222 253H223V255H222ZM241 254V256L239 257V254ZM242 253H243V255H242ZM47 254V255H46ZM53 254H51V255H53ZM57 254V253H56ZM55 254V256H57V255H60V254H57L56 255ZM84 254H86V255H84ZM89 254H92V253H89ZM99 253H97V255H98ZM113 254H114V256H113ZM121 254V253H120ZM193 254V255H192ZM226 254V255H225ZM35 256H36V254H34ZM45 255V256H44ZM70 256H68V259L70 260H72L73 262H74V264L76 263L77 264V262L76 261H79V259L77 260V258L75 259V257H73L72 256V254H69ZM77 255V256H76ZM85 256V258H84V256ZM185 255V256H184ZM203 255V256H202ZM206 255V256H205ZM215 255V256H214ZM220 255V256H219ZM253 255V256H252ZM42 256H44V257H42ZM61 256H63L62 254L60 255V256H58L60 259H61ZM98 256H100V254L98 255ZM162 256H163V258H162ZM202 256V257H201ZM212 256V257H211ZM235 256V257H234ZM250 256V257H249ZM39 257V256H38ZM38 257L36 258V261H37V259H38ZM64 258H62V260H65V262L68 260V259H65V254H64V256H63ZM71 257H73V258H71ZM91 257V256H90ZM106 257L108 258V259H106ZM151 257V256H150ZM153 257V256H152ZM180 257V258H179ZM193 257V259L192 260H194V261H192L191 260V258ZM214 257V258H213ZM217 257V258H216ZM226 257H228L227 259H226ZM245 257V258H244ZM40 258H39V260H40ZM44 258V259H43ZM49 258H51V257H49ZM48 257H47V260L49 259ZM56 258V257H55ZM67 258V257H66ZM92 259H95V257H94V255H92V257H91ZM90 258V259H91ZM98 258V257H97ZM96 258V259H97ZM157 260H158V258L157 257H155ZM155 258H153V259H155ZM159 258V259H160ZM167 258V257H166ZM163 259V260H161V262H160V260H159V264H163V262L165 261V263L166 264H169V263H167L166 261H168L167 259ZM195 258H196V260H195ZM202 258V259H201ZM205 258V259H204ZM208 260H207V259ZM213 258V259H212ZM220 258V259H219ZM222 258H224V260H222ZM32 259V258H31ZM30 259V260H31ZM53 258H51V260H52ZM91 259V260H92ZM106 259V260H105ZM174 259H175V261H174ZM184 259V260H183ZM200 259H201V261H200ZM240 259V260H239ZM34 260H35V258H34ZM33 260V261H34ZM39 260L37 261V262H34V263H36V264H40L39 263ZM45 260V261H44ZM57 260V259H56ZM59 260V259H58ZM62 260H59L58 261V263H60L61 264V262L60 261H62ZM69 260H68V262H69ZM85 260H87V261H85ZM205 260V261H204ZM219 260V261H218ZM260 260V261H259ZM44 261V262H43ZM96 261V264H100V263H98L97 261H98V259L97 260H95ZM94 261V262H95ZM100 261V260H99ZM156 261V260H152V261H150V263H153L154 264V262ZM163 261V262H162ZM187 261H189V262H187ZM204 261V262H203ZM258 261V262H257ZM47 262V263H46ZM49 262H50V260H49ZM92 262V261H91ZM90 262V263H91ZM94 262H92L93 264H95ZM157 262V261H156ZM197 262H196V264H197ZM29 263L30 264H33V262L31 263V261H29ZM51 263V262H50ZM70 263H71V261H70ZM82 263V262H81ZM91 263V264H92ZM113 263V262H112ZM117 263V262H116ZM205 263V264H206ZM52 264V263H51ZM62 264H64L63 263V261H62ZM65 264H69V263H65ZM72 264V263H71ZM78 264H79V262H78ZM103 264V263H102ZM108 264V263H107Z\"/></svg>",
  "mask_w": 264,
  "mask_h": 264
},
{
  "label": "clouds",
  "instance_id": "clouds-1",
  "mask_svg": "<svg viewBox=\"0 0 264 264\" xmlns=\"http://www.w3.org/2000/svg\"><path fill=\"white\" fill-rule=\"evenodd\" d=\"M194 0H0V119L49 104L121 108L158 54L156 26Z\"/></svg>",
  "mask_w": 264,
  "mask_h": 264
}]
</instances>
